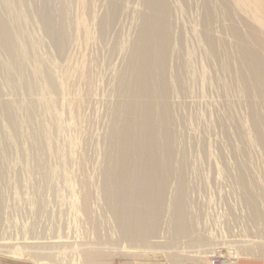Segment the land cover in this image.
<instances>
[{"label": "rangeland", "instance_id": "obj_1", "mask_svg": "<svg viewBox=\"0 0 264 264\" xmlns=\"http://www.w3.org/2000/svg\"><path fill=\"white\" fill-rule=\"evenodd\" d=\"M14 1H16V0H14ZM24 1H26V0H24ZM27 1H30L31 2V5H29L28 3H27ZM26 1V3H25V5L28 7H26V10L25 9H21V8H24V3L21 5V7H20V9H21V11L24 13V12H29V10H30V12L31 13H33L34 14V11H36L35 12V14H37V16H38V13H37V8H36V5H35V1L34 0H27ZM98 1V2H97ZM105 1L106 0H100V2H99V0H95L94 1V3L96 4H94L93 5V10L95 9L96 11L94 12V14L96 15V16H98V15H100L102 12H103V4L105 3ZM175 1V2H174ZM201 3H200V2ZM213 2L212 0H209L208 2ZM16 2H18V0L16 1ZM21 2H23V1H21ZM98 4H97V3ZM131 2V3H130ZM134 2V3H133ZM170 8H171V14H172V19L170 20V22H171V25H172V30H175L174 32L172 31V33H175L174 35H173V40L172 41H176V43H174L173 42V47H176V48H173L174 49V51H172V53L174 52V54H172V55H174V56H172V57H169V58H172V59H168V64H169V67L171 68V69H169V70H173L175 67H176V71H177V73L179 72V68H181V66L182 65H184V67L185 68H187V69H185V68H183V66H182V70L180 69V73H178V77L180 76V74H181V72H182V74H181V77L184 75V77H185V81H186V83H185V85L183 84L185 81L183 80L184 79V77H179V79L181 78L182 79V81H180L179 80V82L177 83V84H181L182 83V85H181V88H182V86H183V90L180 88V86L177 88L176 87V83H173L174 85L172 86V92L170 93V94H172V96L171 95H169V97L171 96V98H169V100H170V102H169V104L170 103H172L173 104V106H170L171 107V111H172V116L171 117H173V119H175V120H172V122H171V124L174 122V125H173V127H172V125H171V127L172 128H174L175 129V131H174V129H172L173 131V133H172V135L175 137L177 134H179L177 137H173L174 138V143L177 141V145L178 146H175V149L174 150H176V152L178 153V152H183L184 151V153L186 154V155H184V158H185V162H175V169L173 168V166H174V162H172V164L171 165H173L172 166V168L174 169V174L175 173H178L179 172V169L180 170H182L183 168L184 169H187V170H185V173H188V175H191V176H189L188 177V175L187 174H184V178H185V180L184 181H188L187 182V184H186V182H185V184H186V186H187V188H186V195L188 194L189 195V197H187V205L189 206V204H192V205H190V207H188V211H191V212H188V213H190L189 214V216H193L191 219L194 221V219H195V217H196V214H197V216H199V217H197V221H196V219H195V222H193L192 221V223L194 224L193 226H195V227H192L191 228V234L188 236V237H183V238H180V239H178L177 241H175V243L174 242H172V241H170L169 239V237H170V235H169V231H170V228H169V231L167 230L168 228H167V225H168V227L170 226L171 227V224L169 225V222H168V220L169 221H171V212H170V208L168 209V205L171 207L172 206V197H173V195H174V191H176L177 190V188L176 187H178L177 185H178V180L176 179V177L174 178L173 176L170 178V180H169V187H167V189H168V194L169 195H166L165 197L166 198H168V200H170V202L169 201H165V205H167L166 206V208H167V210H165V211H167L166 212V214L164 213V217L162 216V218H160V221H161V219H162V221L160 222V223H162V224H160L159 225V227L160 228H158V235H157V239H156V237L155 238H153V239H151V241H152V243H147V244H149L150 245V249H147V248H149V245H147V248H146V251H144L143 250V248H139L138 249V252H135V253H133V255L131 254V253H120V254H118L119 252L118 251H116L115 249H116V247L118 246V244L120 243V242H118V238H119V234L117 233L118 231H117V228H116V226H115V222H114V220H113V216H111L109 213H108V211H109V208L107 209L105 206H106V202L104 203L103 202V199L105 198V197H103L104 195H102V192L100 191V189H102L101 188V182L100 181H102V173H101V171H102V167H103V158H102V155H104V154H102L103 153V151H104V144H102V143H100L101 141L103 142V140L105 139V137H106V130L108 129L107 127L109 126L108 125V121H110L108 118L110 117V115H109V113H110V111L112 110L111 108L114 106V104L116 103L115 102V100H116V96H112L113 94H114V92H113V90H112V87L113 88H115V85L114 84H116L115 82V77H118V74L120 73V70L122 69V67H123V64H122V67H121V65H120V68H119V64H121V63H124V61H121V59H125L124 58V56L126 57V55L125 54H123L125 51H127L126 50V48L128 47L127 46V43L126 42H128V40H130L129 38H131L133 35H131V34H134V30H135V27L134 28H130V27H133L134 25L136 26V22L134 21V20H137V19H135V18H137V14L139 13V11H142L143 10V7H142V5H141V0H126V3L128 4H126V8L128 9H125L126 11H124L123 13V15H122V13L120 14H118L117 15V21H116V23L113 25V28L111 29V31H109L110 33L111 32H113L112 34H110V33H108V36H109V39H107L108 38V36H107V38H106V41L105 42H103V43H101V42H98V44H97V46L99 45V46H101V47H95V45H96V43H97V41H96V39L93 41V39L95 38V37H97V28H95V27H97L96 26V24L94 23V21H92L91 22V26L90 25H88V28L90 27V30L89 31H91V35L92 36H95V37H93L92 38V36H91V38H89L90 40H87V43H92V44H90V45H88L87 46V43H86V41H83V40H85L84 38L82 39V41L81 42H84V44L86 43V45H84V46H86L87 48H85V53H93L94 51L93 50H99V49H101V50H99L100 52H96V54H98V57H97V59H99L100 60V58H101V60L100 61H102V62H100V61H97V63H96V66L100 69V68H102V66H103V68L102 69H100L99 71L97 70V68H96V77H97V79H96V83H98V84H96L95 85V88L94 89H96L97 91H98V93L96 94L94 91H92V95H94V93H95V95L94 96H91V94L89 93V95L91 96V97H94V98H91V99H93L92 100V102H90V103H88V101L90 100V98H88L87 96H86V94H87V92H84V88H80L81 86L82 87H84L83 86V84H81L80 85V82L82 81L83 82V77H81L82 75L81 74H84L83 73V69L85 68V71L87 72V66H86V61H84V59H83V61H84V63L81 61V59H79L78 60V63L80 62L81 64L83 63V66L82 67H84L83 69L81 68V64L79 65L78 63H77V65L80 67V71H82V72H80V77L82 78V79H80V77H78L77 75H73V73H71V74H69L70 72L68 71V69L65 67L67 64H66V59H68L67 57H70V54L69 53H73V50H72V48H68L69 49V51L70 52H66V54H69V56H66V55H64L65 56V60H62L61 58H60V56H59V54H58V51L56 50V48L53 46V45H48L49 43H51V41H49L50 39H47V38H49L48 36H47V34L44 32V30H41V29H43V28H41L42 26H41V23L39 22L40 20H38L37 19V16L35 15V16H33V14H31L30 12L28 13L29 15L27 16L26 15V17L28 18V20L24 17V19H23V21H25V22H23L24 24H21L22 25V27L24 28V30L23 31H21L22 29H20L21 27H19V29L18 30H20L21 32H23L22 33V39H24L25 41H28L31 45H32V47H34L35 49V52H30V53H28V52H26L24 49H21V47H20V54H23V56H26V57H30V58H34V56H35V53H37L36 55L38 56V58L40 59H42L43 61H44V63H45V66L46 65H50L49 63H51L52 65H54V66H52L53 68H54V70L52 69V67L50 66V68L48 67V66H46V67H48L49 68V70L50 69H52L53 71H51V73H55L54 74V76H56L58 79L57 80H55L56 82H58L59 80H60V86L61 87H63V89L65 90L66 88H67V84H69V82L71 81H69L67 78H68V74H69V77H70V75H72L71 76V78L73 77V79H75L72 83H71V85H70V87H74V85H76V88L78 89H76L75 87V89H73L72 91H75V90H77V92L74 94L73 93V95H74V102L72 101V100H70L69 98L71 97L72 98V94L71 93H69V92H72L71 91V89L69 88V85H68V88H67V92H68V94H67V92L66 91H64L62 88V91H63V93L65 92V94H64V98L63 97H61V96H63V95H61L60 94V92H58L60 95H59V97H61V98H58V100L59 101H57V98H55V97H53V102H55V103H58V105H57V108H56V104L55 103H53V105H52V107L49 109V108H46L45 106H43L42 105V102H39L38 103V100L40 101V98H39V96L41 97V92L38 90V91H36L37 93H35V91H33L34 92V94H33V92H31L30 94L27 92V94H29L30 96H27L25 93L26 92H22V91H19V92H17V94L16 93H14L13 92V94H12V91L10 92V90L8 91V89L7 88H5V83H4V80L3 81H1L2 79H4L3 77H0V83H4L3 84V86H4V89H5V91L3 92V90L1 91V89H2V87L0 88V91H1V94H0V101H1V99H3V101H7V100H9V102L12 104H14V105H16V106H13V104H12V106L13 107H15V108H12V109H14V112H13V110H12V114H13V116H19V117H17L18 118V121H19V118H20V122L21 123H18L17 122V119H16V117L14 118L15 119V121L19 124L18 126H17V123H16V126H17V128L21 125V124H23L21 127H19L18 129H17V137H14L13 135H12V133L10 132V129H8V126H7V124H6V122L4 121V117L3 116H1V115H3V113L0 111V130H1V128H2V131H0V144H1V147H0V153H1V150L2 151H4L3 153L6 155V152H7V155L5 156L3 153H2V157H1V154H0V170L2 171V170H5L6 172H4V171H0V258H3V259H12V258H10V256H11V254L13 253V255L15 254V256H18V257H20L22 254V252H23V255L24 254H26V255H24V256H29V255H27L28 253H29V251L28 250H30V249H27V247H29V248H33V247H35L34 248V250H36V249H38L40 246L39 245H42V247L44 246V249H45V246H46V244H44V243H47L48 241H46L45 239H43V242L44 243H41L42 242V240L40 241V239L41 238H43L44 236L45 237H47V239L50 241V239L49 238H52V237H55V238H57L58 239V237H60L59 238V240L57 241L56 239L55 240H53V239H51V240H53L52 242H55V241H57V242H55V244H53L52 245V248H58V246L57 247H55V245H58V243H61V245H59L60 247L58 248V249H63V250H61V254H63L62 255V257H56V258H59V260L58 259H56L55 257L54 258H52L53 259V261H54V259H55V261L56 262H58V261H62V263L63 264H66V262H65V260H66V257H67V254H69V253H71V252H76V253H78V250L80 249V247H79V249H76V247H78L77 246V244H79L80 245V243H82V240H83V243L85 244V243H87L86 241H89V242H92V243H94V240L92 239L93 237V235H94V232H90V229H88L90 226H91V222H92V220H94V222L96 221L97 223L98 222H100V223H98V226H97V233L101 230V234L99 233V236H101L100 237V240L101 241H98V242H95V245L93 244V246L92 247H90L88 250H86L85 252L87 253V251H88V253L89 254H93V255H95L96 253H94V252H100V253H98V254H96L94 257H98L99 259L98 260H96L95 261V263L97 262V264H118V263H122V262H125V263H132V264H171L172 262V264H206L205 263V261H208L209 260V257L208 256H211L210 254H208V260H207V257H205L204 259H201V257H198V256H200V255H198L199 253H197V255H196V257H194L195 255L194 254H196L195 252H192L193 250L194 251H197V250H200V249H213V248H220V247H222V246H225V247H223L222 249L220 248V249H217V250H219L221 253H223V254H226V252L228 253V251H226V246H228L229 247V243H231V241H233L232 243H231V247H233L232 246V244H234V245H237V246H235L236 248L238 247V249H240L239 247H241L240 246V244L242 245V247L244 246V244H245V246L242 248L241 247V249H243V251L244 250H248L249 252H251V255L249 254V256L247 255V257L244 255V257H246V258H244L243 256L241 257H237L236 258V256H234V257H232L231 255L229 256L228 255V257L229 258H231V259H235V260H232L231 261V263L230 264H246V263H255V264H264V258L262 257H260V255H261V247L259 246V242H260V240L261 241H263L262 242V245L264 244V238L263 239H261L262 237H264V214H261L262 216H263V221L261 220L260 222H258L257 224H255L254 222L253 223H251L252 221H250L251 219H249L250 217H248V215L247 214H249L250 213V211H248L247 212V210L248 209H246V205L244 206V197H243V195H244V189L245 188H247L248 187V190H251V192H252V194L254 195V192H255V190H259V191H256L257 193H262L263 195H257L256 196V192H255V196L257 197V199H258V205H261V206H263V207H261V209H260V206H259V211H263L264 212V182H263V180H264V163H263V165L261 164V165H258V164H260V162L262 163V161H264L263 160V158H262V156H261V152H259L260 150V148H259V146L257 147V145L255 146L254 145V143H251L252 144V146H248V149H247V153H251L250 155H249V157H250V159H252V160H250V159H248V158H246L247 159V161H245L246 159L244 158L245 156L244 155H241L240 156V160L239 161H241V162H239L238 163V159H239V155L240 154H242V150L240 149V144H239V149H238V152H237V149L235 148V147H237V144L239 143V141L236 139V136H234L235 135V132H234V130H232L233 128H232V126L230 125L231 124V121L229 120L230 118H232V117H228V115L227 114H234L233 112H234V110H236L235 111V113H236V119H238V118H240L241 116V118L239 119V120H242L243 118H246L244 115L246 114V111L248 110V108H247V110L245 109L246 108V99H244L245 97H244V95H242V98L244 99V100H242V98H241V95H240V93L242 92V91H239V89L241 90V88H240V84L237 82L238 80L236 79V77H235V75H234V71H235V69L234 68H237V65L234 67L233 65H232V67H231V69H229V70H232L233 71V69H234V71H233V73H231L232 71H228V69L227 70H225V67L224 68H222L221 69V67L223 66V61L225 62V60L224 59H226L227 58V56H229L228 55V53L230 54V56H233V54H232V51H233V53H234V48L232 49V51L230 50L231 49V47H233V40H231V38L230 37H228L229 36V34H228V31H227V27L225 26V25H227L228 26V22H224V21H221L222 20V18H223V16L221 15L220 16V19H218L219 18V12L221 11L220 9H221V7H220V3H219V1H217L216 0V2L214 1V3L212 4V3H210L211 5H215V8H212V9H215L216 11H214V14H215V12L217 13V10L219 11L218 13H217V16H215V19H216V22L214 23L215 25V27L213 26V30H215L214 32V35H215V37L218 39V42H216L217 43V45H218V43H219V45H218V47L220 48L221 46L223 47V44H225L226 45V47H228L227 46V44L226 43H228V45L230 44V43H232V44H230V46L231 47H228V48H230L229 50H230V52H229V50H227L228 48H225V51H227L226 52V54H222L221 56V59L224 57V59H222L223 61H221V63H222V65H221V63H219L220 61L219 60H214L212 57L210 58L209 56H208V50H207V54H205L206 52V50H205V48H207L206 47V45L203 43V42H201L202 41V39H201V36H200V20H201V6H200V4H202V1L201 0H170ZM181 2L183 3L182 5H181ZM219 4H218V3ZM174 5H173V4ZM200 3V4H199ZM100 4V5H99ZM139 4V5H138ZM177 4V5H176ZM185 4V5H184ZM131 5H133V6H131ZM23 6V7H22ZM29 6H30V8H32L33 7V9L34 8H36V9H34V11H33V9H29ZM96 6V7H95ZM128 6V7H127ZM173 6V7H172ZM195 6V7H194ZM212 6V7H213ZM217 6L218 7H220V9L218 8L217 9ZM102 7V8H101ZM177 7V8H176ZM182 7V8H181ZM184 7V8H183ZM188 7V8H187ZM98 10H97V9ZM100 8H101V10H100ZM131 8V9H130ZM135 8V9H134ZM140 8V10H138ZM187 8V9H186ZM19 9V10H20ZM29 9V10H28ZM196 9V10H195ZM25 10V11H24ZM173 10V11H172ZM182 10V11H181ZM33 11V12H32ZM100 11H101V13H100ZM129 11L132 13H129ZM193 11V12H192ZM200 11V12H199ZM176 12H177V14H176ZM15 13H17V11H15ZM14 13V14H15ZM26 13V14H27ZM96 13H98V15L96 14ZM100 13V14H99ZM181 13V14H180ZM31 14V15H30ZM136 14V15H135ZM179 14V15H178ZM129 15V16H128ZM216 15V14H215ZM32 17V21L31 20H29L31 17ZM123 16V17H122ZM127 16V17H126ZM134 16V17H133ZM36 17V19L37 20H35L34 18ZM170 17V18H171ZM178 17V18H177ZM197 17V18H196ZM126 18V19H125ZM177 18V19H176ZM118 19H120V20H118ZM122 19V20H121ZM124 19V20H123ZM129 19V20H128ZM198 19V20H197ZM131 20V21H130ZM174 20V21H173ZM194 20V21H193ZM223 20H224V18H223ZM22 21V20H21ZM29 21V22H28ZM36 21V22H35ZM38 21V22H37ZM125 21V22H124ZM134 21V22H133ZM198 21V22H197ZM124 22V23H123ZM175 22V23H174ZM36 23V24H35ZM38 23V24H37ZM40 23V24H39ZM93 23V24H92ZM120 23V24H119ZM194 23V24H193ZM197 25H196V24ZM218 23H224L223 25L222 24H218ZM225 23H227V24H225ZM29 24H31V25H29ZM35 24V25H34ZM90 24V23H89ZM95 24V25H94ZM127 24V25H126ZM131 24V25H130ZM191 24V25H190ZM24 25V26H23ZM27 25V26H26ZM33 25V26H32ZM37 25V26H36ZM116 25V26H115ZM118 25V26H117ZM220 25H222V28H220V29H218L219 27H220ZM34 26H35V28H34ZM121 26V27H120ZM218 28H217V27ZM91 27H92V29H91ZM94 27V28H93ZM116 27H117V30H116ZM128 27V28H127ZM200 27V28H199ZM29 28V29H28ZM118 28H119V30H118ZM223 28H225L226 29V31H224V29ZM26 29V30H25ZM35 29V30H34ZM39 29L41 30V31H39ZM114 29V30H113ZM188 29V30H187ZM115 30H116V32H115ZM123 30V31H122ZM191 30V31H190ZM43 31V32H42ZM126 31H127V33H126ZM132 31H133V33H132ZM189 31V32H188ZM193 31V32H192ZM219 33H218V32ZM40 32H42V33H40ZM96 32V34L95 35H93L94 33ZM131 32V33H130ZM180 32V33H179ZM191 32V33H190ZM194 32L196 33V34H194ZM221 32V33H220ZM226 32V33H225ZM35 33H36V35H35ZM119 34V35H118ZM199 34V35H198ZM222 34L223 36H225L224 38H223V36L220 35ZM226 34V35H225ZM40 35V36H39ZM130 35H131V37H130ZM179 35V36H178ZM193 35V36H192ZM196 35V36H195ZM218 35V36H217ZM112 36V39L110 38ZM114 36V37H113ZM116 36V37H115ZM121 38H119V37ZM128 36V37H127ZM181 36V37H180ZM192 36V37H191ZM199 36V37H198ZM44 37V38H43ZM89 37V36H88ZM118 37V39H114V38H117ZM127 37V38H126ZM176 37V38H175ZM179 39H178V38ZM227 37V38H226ZM184 38V39H183ZM215 38V39H216ZM221 38H222V40H221ZM226 38V39H225ZM229 38V39H228ZM43 39V40H42ZM184 40V42H183V40ZM201 39V40H200ZM216 39V40H217ZM229 40V42H228V40ZM112 42H111V41ZM114 40H116V41H114ZM120 40H121V42H120ZM124 40V41H123ZM182 40V41H181ZM44 41H46V42H44ZM49 41V42H48ZM89 41V42H88ZM93 41V42H92ZM116 42L115 44V46L113 45V43L114 42ZM117 41H118V44H119V46H117ZM183 42V46L181 45L180 46V43L179 42ZM188 41V42H187ZM197 41V42H196ZM220 41V42H219ZM226 41V42H225ZM231 41V42H230ZM80 42V44L82 45V43ZM109 44V46H108V44ZM125 42V43H124ZM130 42V41H129ZM129 42H128V44H129ZM95 43V45H93ZM123 43V44H122ZM201 43H202V45H201ZM223 43V44H222ZM45 44L47 45V46H45ZM101 44V45H100ZM122 44V45H121ZM174 44H175V46H174ZM178 44H179V48H178ZM198 44V45H197ZM221 44V45H220ZM96 48H94L93 46ZM103 45V46H102ZM113 45V46H112ZM123 45L126 47H123ZM177 45V46H176ZM92 48H91V47ZM119 48V49H116L117 47ZM121 46V47H120ZM46 47V48H45ZM47 47H48V49H47ZM51 47V48H50ZM79 47H83V46H78V51H79ZM105 47V48H104ZM112 47H114L115 49H116V52H115V49L113 48L112 50H114V53L112 52V50H110ZM183 47H185V48H183ZM199 47V48H198ZM205 47V48H204ZM51 50H50V49ZM84 48V47H83ZM83 48H80V49H83ZM91 49V51L89 50L88 52H87V49ZM125 49V51L123 50V49ZM204 48V49H203ZM218 48V49H219ZM68 49H67V51H68ZM103 49V50H102ZM106 49V50H105ZM109 49V50H108ZM122 49V50H121ZM179 49H182V50H180L179 51ZM183 49H185L184 51H183ZM198 51H197V50ZM201 49V50H200ZM54 52H53V51ZM84 50V49H83ZM119 50V51H118ZM120 50H121V53L124 55H120L119 54V52H120ZM175 50H176V53L177 54H175ZM177 50H178V52H177ZM196 50V51H195ZM204 50V51H203ZM43 51V52H42ZM103 51V52H102ZM105 51V52H104ZM117 51H118V53H117ZM184 53H182V52ZM202 51H203V53H202ZM225 51H224V49H223V53H225ZM46 52V53H45ZM79 52H80V54H79ZM78 52V54H79V56L81 55V56H83V58L86 56V57H88L87 56V54H84V51H82V50H80ZM83 52V53H82ZM109 52H111V54L109 53ZM205 52V53H204ZM38 53H40V54H38ZM50 53V54H49ZM55 53V54H54ZM84 54V55H82V54ZM90 53V54H91ZM103 53V54H102ZM113 53V54H112ZM49 54V55H48ZM54 56H53V55ZM89 54V55H90ZM0 55H1V53H0ZM49 56V58H50V62L48 61L49 59H48V56ZM51 55V56H50ZM99 55H101V56H99ZM108 55H110V56H108ZM113 55H117L116 57L115 56H113ZM201 55V56H200ZM205 55V56H204ZM207 55V56H206ZM40 56V57H39ZM179 56V60H177V57ZM181 56H182V58H181ZM229 56V57H230ZM2 57V55L0 56V58ZM55 57V58H54ZM85 57V58H86ZM100 57V58H99ZM109 57H110V61H107L108 59H109ZM118 57V58H117ZM201 57H203V59H204V61H203V59L201 58ZM210 59H209V58ZM226 57V58H225ZM229 57L227 58V59H229ZM53 58V59H52ZM64 58V57H63ZM81 58V57H80ZM102 58H103V60H102ZM105 58H106V61H104L105 60ZM184 58V59H183ZM40 59V60H41ZM48 59V60H47ZM51 59H52V61H51ZM118 59V60H117ZM208 59V60H207ZM226 59V60H227ZM1 60V62L3 63H5V61H4V59H0ZM61 60H62V62H61ZM183 62H182V61ZM186 60V61H185ZM199 60V61H198ZM213 60V61H212ZM58 61H60L61 62V64H59V63H57ZM63 61H64V63L65 64H63ZM179 61V62H178ZM204 63H203V62ZM216 61H217V63H219V65L216 63ZM219 61V62H218ZM68 62V61H67ZM99 62V63H98ZM105 62V63H104ZM107 62V63H106ZM174 62V63H173ZM178 62V63H177ZM181 62V63H180ZM208 62V63H207ZM213 62V63H212ZM106 65H104V64ZM109 63V65L110 64H112L111 66H109L108 67V64ZM171 63V64H170ZM184 63H186L187 64V67L185 66V64ZM210 63H211V65H214V66H216V67H214L213 68V70H212V66L210 65ZM58 65V67H57V65ZM103 64V65H102ZM176 64V65H175ZM177 64H181V66L180 65H177ZM225 65L224 66H228V64L229 63H224ZM233 64V63H232ZM60 65V66H59ZM86 67H85V66ZM101 65V66H100ZM175 65V66H174ZM190 65V66H189ZM201 65V66H200ZM113 66V67H112ZM178 66V67H177ZM180 66V67H179ZM203 66V67H202ZM207 66V67H206ZM27 67H28V69H30V71L32 70V72L33 73H35V74H37L38 76H39V74L42 72V70H43V68H42V66L39 64V63H35V64H32L30 61L27 63ZM60 67V68H59ZM108 69H107V68ZM211 67V68H210ZM234 67V68H233ZM62 68V69H61ZM110 68V69H109ZM219 68V69H218ZM233 68V69H232ZM59 69H61V70H58ZM103 69H105L104 70V72H103ZM118 69H119V71H118ZM184 69H185V71L187 72H185L184 71ZM225 71H224V70ZM66 70V71H65ZM191 70V71H190ZM212 70V72H210ZM218 70V71H217ZM222 70V71H221ZM56 71V72H55ZM98 71V72H97ZM105 71H106V73H105ZM171 71H169L170 73H171ZM176 71H175V69H174V71H172L173 72V74L171 73V76L173 77H175V76H177V75H175V73H176ZM184 71V72H183ZM189 71V72H188ZM205 71V72H204ZM214 71H215V73H214ZM223 71H224V73L225 74H227V76H229L228 77V79L230 80V81H228L227 82V78L224 80V78L223 77H226V75H224L223 76ZM226 71H228L227 73H226ZM16 72V71H15ZM60 72V73H59ZM65 72L67 75V77L65 76V73H64V75H63V73ZM175 72V73H174ZM217 72H219V73H222V74H219V73H217ZM17 73V72H16ZM14 74V75H17L16 77H19V75L18 74ZM112 73V74H111ZM176 73V74H177ZM184 73V74H183ZM186 73V74H185ZM208 73V74H207ZM211 73L213 74L212 76H211ZM219 74V75H221V77L219 76V75H217V74ZM229 73H231V74H229ZM52 74V75H53ZM110 75V76H108V75ZM210 74V75H209ZM63 75V78L61 79L60 78V76H62ZM101 75V76H100ZM207 75V76H206ZM230 75H233L232 76V78L234 77L235 78V82L233 81L234 80V78H233V80H231L232 78L230 77ZM0 76H2L1 74H0ZM53 76V78H55L56 79V77H54ZM64 76H65V79H64ZM74 76H76V78L74 77ZM107 78V76L109 77V78H105V77ZM100 77V78H99ZM102 77H104V78H102ZM173 77V78H174ZM207 77L209 78V79H207ZM211 77V78H210ZM216 78V79H214V78ZM220 77V78H219ZM2 78V79H1ZM71 78H69V79H71ZM115 78V79H114ZM218 78L220 79V80H218ZM221 78H222V80H221ZM64 79V81H63V85H62V80ZM67 79V80H66ZM100 79V80H99ZM102 79V80H101ZM108 79H110V80H108ZM214 79V80H213ZM66 80V81H65ZM98 80V81H97ZM105 80V81H104ZM111 80H113L112 82H111ZM78 81V82H77ZM184 81V82H183ZM207 81V82H206ZM212 81V82H211ZM215 81V82H214ZM220 81V82H219ZM224 81V82H223ZM66 82V83H65ZM68 82V83H67ZM76 82V83H75ZM81 82V83H82ZM228 84H227V83ZM229 82H232V83H229ZM238 83V84H235V83ZM59 83V82H58ZM66 84V88H64V86H65V84ZM104 83H105V85H104ZM110 83V84H109ZM213 83V84H212ZM226 83V84H225ZM209 86H208V85ZM218 85L219 86V84H220V86L219 87H215L216 85ZM223 84H224V86H223ZM232 84H235L234 85V87H231V86H233ZM73 85V86H72ZM98 85V86H97ZM214 85V86H213ZM227 85H231L230 87L229 86H227ZM238 85V86H237ZM178 86V85H177ZM186 86V88L188 87V90L186 89V88H184ZM211 86V87H210ZM101 88V89H99V88ZM106 87V88H105ZM176 87V88H175ZM215 87V88H214ZM222 87V88H221ZM238 89V87H239V89L238 90H236V88ZM98 88V89H97ZM173 88H175V89H173ZM181 89L182 91L181 92H179L178 91V89ZM217 88V89H216ZM219 88V89H218ZM229 88V89H228ZM231 88H233V90L231 89ZM6 89H7V91L8 92H6ZM60 89V88H59ZM69 89V90H68ZM82 89V90H81ZM106 89V90H105ZM177 89V90H176ZM221 89V90H220ZM225 90V91H222V90ZM227 89V90H226ZM231 89V90H230ZM235 89V90H234ZM104 90V91H103ZM110 90H112V91H110ZM176 90V91H175ZM185 90H187V91H185ZM59 91H61V90H59ZM61 91V92H62ZM80 91H81V93H80ZM84 93H83V92ZM108 92V94H107V92ZM184 91L186 92L185 94H184ZM238 91V92H237ZM10 92V93H9ZM20 92H22L21 94H20V96H19V93ZM111 92H113V93H111ZM177 92H179L178 94H177ZM232 92V93H231ZM240 92V93H239ZM24 93V94H23ZM83 93V94H82ZM86 93V94H85ZM174 93V94H173ZM4 95V96H1V95ZM10 94H11V96H10ZM17 95V97H16V95ZM70 94V95H69ZM76 94H78L77 96H76ZM85 94V95H84ZM99 94H102L103 96H99ZM187 94V95H186ZM220 94V95H219ZM225 94V95H224ZM232 94V95H231ZM235 94H237V96L235 95ZM242 94V93H241ZM12 95H15V97L14 96H12ZM68 95V96H67ZM84 95V96H83ZM115 95V94H114ZM174 95V96H173ZM219 95V96H218ZM229 95V96H228ZM9 96V97H8ZM19 96V97H18ZM29 97L30 99H31V101L32 100H36L37 101V103L38 104H36V102H34V104H31V101H30V99H28L27 97ZM76 96V97H75ZM108 96V97H107ZM221 96H224L223 98L221 97ZM231 96V101H230V97ZM2 97V98H1ZM58 97V96H57ZM68 98L69 100H67L66 98ZM77 97H80V98H84V97H86L85 99H82V100H79L80 102H81V104H84L85 105V107L87 106H92V107H90V108H92V110L91 109H88V108H86L87 109V114H86V116H87V124H86V126H84V129H83V132L81 131V127L79 126L78 127V125H79V123H80V121H78L77 120V117L74 115V113L75 112H73L74 110H73V105H71V104H69L70 102L71 103H78L79 101H78V99H76ZM115 97V98H114ZM228 99H227V98ZM236 97V98H235ZM17 98V99H16ZM55 98V99H54ZM79 98V99H80ZM97 98V99H96ZM103 98V99H102ZM107 98H111V100L110 99H107ZM112 98H114V99H112ZM175 98V99H174ZM234 98V99H233ZM25 99H26V101L28 100V102H26L25 101ZM38 99V100H37ZM62 99H65L64 101H63V103H62ZM75 99H76V101H78V102H75ZM97 101H96V100ZM235 99H236V101H235ZM67 100V101H66ZM87 100V101H86ZM114 100V101H113ZM175 100V101H174ZM227 100V101H226ZM228 100H229V102H228ZM234 100V101H233ZM238 100V101H237ZM240 100H242V102L240 101ZM24 101V102H23ZM70 101V102H69ZM95 101V102H94ZM115 102V103H113V102ZM178 101V102H177ZM244 101H245V103H244ZM19 102H23V103H25L26 105H27V103H28V105H30L31 106V110H30V112H29V110L27 111L26 110V108L28 109L29 107L28 106H25L24 104L22 105H19L20 103ZM61 102V103H60ZM65 102V103H64ZM68 102V104H69V108L72 110V113L70 112L71 110H69V112L67 111V113H66V108L67 109H69L68 107H66V103ZM105 102V103H104ZM223 102H228L229 104H223ZM234 103V105H232L233 103ZM93 103V104H92ZM106 103H108V105L106 104ZM109 103H111L113 106H110L111 104H109ZM232 103V104H231ZM240 103H241V105H240ZM242 103H244L245 104V108H244V104H242ZM1 104V103H0ZM68 104H67V106H68ZM92 104V105H91ZM171 104V105H172ZM179 104V105H178ZM238 104V105H237ZM32 105L33 106H35L36 108H37V106L38 105H41L42 107H38V109L37 110H35V112L32 110V108H34V107H32ZM98 105V106H97ZM100 105V106H99ZM178 105V107H176ZM221 105V106H220ZM222 105H223V107H222ZM224 105L225 106H227V110L229 111V110H231V109H233V111H232V113L230 112H228L227 110H226V108H224ZM232 106V108H231V106ZM21 106V107H20ZM26 108H25V107ZM58 106H59V108H58ZM66 108H65V107ZM109 106L111 107L110 109H109ZM236 106H237V109H236ZM16 107H17V109H16ZM22 107H24V108H22ZM43 107H45L46 109H44ZM62 107V108H61ZM101 107V108H100ZM103 107V108H102ZM174 107V108H173ZM228 107H230L231 109H229ZM240 107V108H239ZM35 108V109H36ZM64 108V109H63ZM106 108V109H105ZM173 108V109H172ZM177 110H176V109ZM223 108V109H222ZM239 108V109H238ZM244 108V109H243ZM42 109H43V111H42ZM51 109H53V111H56L55 113H52L51 112ZM58 109V110H57ZM62 111H61V110ZM107 109H109L108 110V114H107ZM175 109V110H174ZM225 109V110H224ZM245 110V112L244 111H242V110ZM17 110V111H16ZM24 110H25V112H24ZM38 110H40V112L38 111ZM91 110V111H90ZM179 110V111H178ZM224 111V113H223V111ZM237 110H238V113H237ZM240 110V111H239ZM28 112V114H27V112ZM39 112L40 114H37L36 112ZM64 111V112H63ZM176 111V112H175ZM242 111V112H241ZM18 112V113H17ZM32 112V113H31ZM90 112H92V113H90ZM105 112H106V115H105ZM222 112V113H221ZM226 112H228L227 114H226ZM16 113H17V115H16ZM24 113H26L27 115H24ZM36 114L38 117H41V119H39L38 117H36V115L33 117V115L32 114ZM64 113V114H63ZM68 113H70V114H72L73 116H75V118L74 117H71L72 115H70V114H68ZM95 113V114H94ZM180 113V114H179ZM240 113L242 114L241 116H240ZM247 113H248V111H247ZM15 114V115H14ZM66 114H68V115H70L69 117H68V115H66ZM104 114V115H103ZM221 114H223V117L221 116ZM40 115H42V116H40ZM94 115V116H93ZM177 115L178 116H180V117H178V118H176L177 117ZM227 115V116H226ZM239 115V116H238ZM91 116V117H90ZM96 116H98V117H96ZM174 116H176V117H174ZM230 116V115H229ZM232 116V115H231ZM234 116H235V114H234ZM246 116H247V114H246ZM25 117V118H24ZM33 117V118H32ZM38 119H36V118ZM101 117H103V118H101ZM104 117H106V118H104ZM108 117V118H107ZM183 117V118H182ZM21 118H23V122L24 123H26V125L25 126H27V125H30V124H27V123H31V126H27V128L24 126V123L22 122V119ZM72 118H73V120H72ZM180 118H182V120L180 119ZM222 118H228V119H226V121H225V119H224V121L225 122H227V124L228 123H230L229 124V126L223 121V119ZM24 119H25V121H27V122H25L24 121ZM27 119V120H26ZM35 119L37 120V122L39 123H37L36 122V125L37 126H35ZM71 119V120H70ZM108 120L107 121V124H105L106 123V121L105 120ZM177 119V120H176ZM179 119V120H178ZM70 122H68V121ZM76 120L78 121V122H76ZM100 120H102V121H100ZM243 120H246V119H243ZM30 121V122H29ZM34 121V122H33ZM90 121H92V122H90ZM105 123H104V122ZM41 122V123H40ZM72 122V123H71ZM73 122H74V125H73ZM75 122L78 124V125H76L75 124ZM102 122V123H101ZM177 122V123H176ZM183 122H184V124L185 125H183ZM244 122V124H246L247 123V121H246V123H245V121H243ZM104 123V124H103ZM34 124V125H33ZM90 124V125H89ZM110 124V123H109ZM175 124H177L176 126H175ZM38 125L39 126H44V128L45 129H43V127H42V129H40V131H39V127H38ZM69 125V126H68ZM91 125H92V127H91ZM179 125V126H178ZM246 125H247V127H246ZM246 125H244V129H245V131H249V130H251L250 129V126H248L249 124H246ZM32 126H33V128H36V129H33L32 128ZM35 126V127H34ZM71 126H72V128H71ZM73 126L75 127V128H73ZM76 126H77V129H76ZM88 126H90V129H89V127ZM106 126V127H105ZM178 126V127H177ZM183 127V129H185V130H183L182 131V127ZM227 126V127H226ZM33 130H37L38 129V131L37 132H39V133H41V134H43V133H45L44 132V130L46 131V136H45V138H43L42 137V135L41 136H39V135H37V134H39V133H37L36 131H32V129ZM38 127V128H37ZM40 127V128H41ZM68 127V128H67ZM180 127H181V129H180ZM230 127V128H229ZM248 127H249V130H248ZM22 128V129H21ZM23 128H25V129H27V130H25V129H23ZM79 128V129H78ZM87 128H88V131H87ZM92 128V129H91ZM105 128H107V129H105ZM224 128V129H223ZM29 129L31 130V132L29 131ZM74 129H76V132L74 131ZM178 129V130H177ZM227 129H229L228 131H227ZM5 130V131H4ZM7 130V131H6ZM18 130H22L23 131V133H22V131H18ZM41 130H43V131H41ZM77 130H79V131H81L79 134H78V131ZM85 130V131H84ZM26 133H25V132ZM29 131V132H28ZM69 131H71V132H69ZM90 131H91V133H90ZM108 131V130H107ZM225 133H224V132ZM230 131V132H229ZM232 131V132H231ZM2 132H4V135H2L3 133ZM178 132V133H177ZM181 132V133H180ZM183 132V133H182ZM21 135H20V134ZM30 133V134H29ZM31 133H34V135L33 134H31ZM36 133V134H35ZM76 133V134H75ZM85 134L84 136L83 135H81V134ZM86 133H88V134H86ZM176 133V134H175ZM234 133V134H233ZM6 134V135H5ZM22 134L24 135L25 134V136H22ZM26 134L27 135H30V136H26ZM71 134V135H70ZM105 134V135H104ZM181 134H183V135H181ZM185 134V135H184ZM225 134H227L226 135V137L224 136ZM228 134H230V135H228ZM231 134H233V137L235 138H233L232 137V139H233V141H232V139H231V137L230 136H232ZM9 137H8V136ZM31 135H33V137L35 136V135H37V137L35 136L34 137V141H33V137H31ZM76 135H77V139L79 138V140H80V137H79V135L82 137L83 136V138H81V140L79 141V143H75V140H77V139H75V137H76ZM92 135V136H91ZM181 135V136H180ZM40 138H42V139H47L46 137L48 136V140H42V139H40ZM44 136V135H43ZM105 136V137H104ZM22 137H24V138H26V140L24 139V138H22ZM87 138V139H89V140H87V139H85V138ZM90 137V138H89ZM181 137V138H180ZM39 138V139H38ZM72 138V140H70ZM102 138H104V139H102ZM180 138V139H179ZM185 138V139H184ZM225 138H226V140H225ZM9 139V140H8ZM29 139V140H28ZM32 139V140H31ZM74 139V140H73ZM7 140H8V142H7ZM12 140H14V143H13V141ZM24 140H25V143L27 144H25L26 145V147L25 148H28L29 150H32L34 147L36 148L37 146H35L34 144V147H32V143L34 142V143H37L36 142V140H38V143H37V145L39 146V147H42L40 144H42L43 142L45 143V146H44V149H46V148H51V149H47V151L45 150L43 153H44V155L48 158V156L50 157V155H51V158H48V159H50V162H48V159H47V162H42L43 164V166H41V164H39L42 160L41 159H43L42 157H44V155L40 158V154H39V149H38V147L35 149L34 148V151H35V153H34V151H30L29 152V150H28V154L27 153H25V151H27L25 148H24V144H23V146H21V144H22V142H24ZM28 140V141H27ZM30 140H31V143H30ZM39 140H42L43 142L41 143V141H39ZM50 140V141H49ZM83 140H85V141H83ZM186 140V141H185ZM225 140V141H224ZM12 141V142H11ZM28 143H27V142ZM47 141H49V142H47ZM72 141H74V142H72ZM77 141V142H78ZM82 141L84 142V144L82 143ZM92 141V142H91ZM227 141V142H226ZM228 141H230V142H228ZM232 141V142H231ZM16 142H17V145H16ZM86 142V143H85ZM94 142V143H93ZM95 142H97L96 144H95ZM179 142V143H178ZM183 142V143H182ZM236 142H238V143H236ZM47 143H49L48 145H47ZM50 143H52L51 145H50ZM74 145L75 144V146H71L72 144ZM82 143V144H81ZM88 143V144H87ZM223 143H224V145H223ZM228 143V144H227ZM234 143H236V144H234ZM227 144V145H226ZM230 144H232V145H230ZM234 144V145H233ZM5 145V146H4ZM7 145H9L8 146V148L10 149V147H11V149H10V152H8L7 151V149H6V151L4 150L5 148H7ZM28 145H29V147H30V145H31V147L29 148L28 147ZM76 145H78V146H76ZM81 145H82V147H81ZM84 145V146H83ZM93 145V146H92ZM95 145V146H94ZM103 145V146H102ZM174 145L175 144H173V148H174ZM181 145V146H180ZM206 147H205V146ZM236 145V146H235ZM17 146V147H16ZM47 146V147H46ZM49 146V147H48ZM51 146V147H50ZM87 146V147H86ZM99 146V147H98ZM101 146V147H100ZM184 146V147H183ZM227 146V147H226ZM254 146V147H253ZM3 147V148H2ZM22 147H23V149H22ZM71 147V148H70ZM74 147H75V149H74ZM77 147V148H76ZM92 147H95V148H92ZM187 147V148H186ZM221 147L223 148L222 149V151L220 150L221 149ZM230 149H229V148ZM237 147V148H238ZM43 148V147H42ZM101 148H103L102 150H101ZM181 148H182V150L183 151H181ZM228 148V149H227ZM231 148H233V150L234 151H236V152H234V151H232V149ZM251 148V149H250ZM252 148H253V150H252ZM258 148V149H257ZM8 149V150H9ZM38 149V150H37ZM44 149H40V152H41V150H44ZM92 149V150H91ZM226 149L228 150V152L226 151ZM36 150H37V152H36ZM73 150V151H72ZM74 150L76 151L75 153H74ZM85 150V151H84ZM95 150V151H94ZM178 150V151H177ZM239 150H241V151H239ZM22 151V152H21ZM24 151V152H23ZM98 151V152H97ZM185 151H187V152H185ZM226 153H225V152ZM249 151V152H248ZM252 151H254V153H255V155L253 154V152ZM80 152V153H79ZM82 152H83V154H82ZM97 152V153H96ZM221 152H224V154L223 153H221ZM233 153V154H231V153ZM33 153V154H32ZM43 153H41V154H43ZM50 153V155H48ZM72 153V154H71ZM94 153V154H93ZM183 153V154H184ZM236 153H239V155H235ZM260 154V155H258V154ZM23 154V155H22ZM29 154H31V156L29 155ZM37 154H39V156L37 155ZM74 154V155H73ZM81 154V155H80ZM85 154V155H84ZM223 154V155H222ZM226 154H229L230 156H228V155H226ZM4 155V156H3ZM27 155V156H26ZM37 157H39V158H37ZM69 155V156H68ZM82 155H83V157H82ZM94 155V156H93ZM222 157H221V156ZM234 155V156H233ZM252 155V156H251ZM24 156H26V157H30V159H28V158H26V157H24ZM73 156V158L71 159L72 160V163H71V161H69L70 160V158ZM77 156V157H76ZM85 156V157H84ZM91 156V157H90ZM223 156H225V157H223ZM232 156V157H231ZM235 156H237V157H235ZM257 156V157H256ZM45 157V158H46ZM70 157V158H69ZM75 157H76V159H75ZM230 157V158H229ZM243 157V158H242ZM36 158V161L34 160ZM68 158H69V160H68ZM97 159V162H96V160H94V159ZM101 158V159H100ZM220 158H222L220 161H219V159ZM225 158V159H224ZM229 158V161L227 160ZM233 158V159H232ZM254 158H257V159H255V161L257 162V164H256V162L255 161H253V159ZM260 158V159H259ZM26 159H28L27 161H26ZM34 161H33V160ZM37 159L38 160H41L39 163L37 162ZM83 159V160H82ZM87 159V160H86ZM93 159V160H92ZM99 159V160H98ZM243 159V160H242ZM3 160V161H2ZM76 160V161H75ZM101 160V161H100ZM225 160V161H224ZM236 160V161H235ZM251 162H250V161ZM260 160V161H259ZM30 161V162H29ZM33 161V162H32ZM43 161H46V160H44L43 159ZM95 161V162H94ZM228 161V162H227ZM235 161V162H234ZM35 162H37V163H35ZM82 163V164H80V163ZM85 162V163H84ZM90 162V163H89ZM92 162H94V163H92ZM102 162V163H101ZM188 162H190L189 164H187ZM254 162V163H253ZM2 163V164H1ZM79 163V164H78ZM87 163V164H86ZM186 163V164H185ZM225 163V164H224ZM243 163V164H242ZM248 163V164H247ZM45 164V165H44ZM76 164H78V165H76ZM83 164H86V165H83ZM90 164V165H89ZM103 164V165H102ZM241 164H242V167H241ZM256 164V165H255ZM39 165V166H38ZM79 165H81V166H79ZM91 165H92V167H91ZM100 165V166H99ZM170 165V166H171ZM180 165V166H179ZM185 165V166H184ZM187 165H188V167H187ZM3 166V167H2ZM6 166V167H5ZM41 166V167H40ZM46 166H47V168H46ZM83 166V167H82ZM87 166V168H85V167ZM88 166H89V168H88ZM93 166H94V168H93ZM97 166V167H96ZM99 166V167H98ZM261 166L263 167L262 169H261ZM78 167H81L80 168V170H79V168ZM180 167V168H179ZM181 167H183L182 169H181ZM186 167V168H185ZM189 167H191V168H189ZM242 168L243 170H244V172H246V173H244V174H246V175H248L249 173H251L250 175H248V176H246V179L250 176V178H251V176L253 177V179H252V182H250L248 179H247V181H249V183L246 181V185H248V186H246L244 189H242V190H240L241 189V186H239V183L237 182L238 181V175L240 174L239 173V168ZM244 167H246V169H244ZM259 168V169H257V168ZM3 168V169H2ZM7 170H6V169ZM38 168H40L39 170H38ZM43 168H45V169H43ZM83 168V169H82ZM98 168V169H97ZM101 168V169H100ZM179 168V169H178ZM189 168V169H188ZM256 168V169H255ZM38 171H40V172H38ZM48 169H50L49 171H48ZM89 169V170H88ZM96 169V170H95ZM184 169L182 170L183 171V173H184ZM85 172H84V171ZM178 170V171H177ZM188 170H189V172H188ZM262 170V171H261ZM33 171H35V172H33ZM49 173V175H48V173ZM80 171V172H79ZM90 171V172H89ZM98 171H99V173H98ZM81 172H82V174H81ZM87 172V173H86ZM92 172V173H91ZM181 172V171H180ZM229 172V173H228ZM3 173H5V174H3ZM77 173H79V174H77ZM90 173V174H89ZM98 173V174H97ZM101 173V174H100ZM232 175H231V174ZM262 175V177H260L261 175ZM76 174V175H75ZM38 175V176H37ZM85 175V176H84ZM87 175V176H86ZM91 176V177H89V176ZM97 175H99V177H97ZM229 175V176H228ZM81 176V177H80ZM84 176V177H83ZM93 176V177H92ZM193 176V177H192ZM232 178H231V177ZM234 176V177H233ZM78 177V178H77ZM88 177V178H87ZM195 177V178H194ZM39 178V179H38ZM82 178H83V180L85 179V180H87V181H85V183H86V186H88V188L86 187V189H87V191L89 190H92V191H88L89 192V194L87 193H82V191H83V189H81V186H82V184H81V182H84L83 180H82ZM87 178V179H86ZM194 178V179H193ZM235 178V179H234ZM255 178V179H254ZM257 178H259L258 180L260 181H258V180H256ZM75 179H77V180H75ZM82 181H81V180ZM91 179H93V180H91ZM260 179H262V180H260ZM40 180V181H39ZM43 180V181H42ZM174 180V181H173ZM90 181V182H89ZM237 183H236V182ZM258 181V182H257ZM78 182H80V183H78ZM191 182V183H190ZM254 182H256V183H254ZM41 183H42V186H40L41 185ZM174 183V184H173ZM97 184H100L99 186L97 185ZM174 186H172V185ZM177 184V185H176ZM191 184V185H190ZM193 184H195V185H193ZM237 184V185H236ZM249 184H251V185H249ZM45 185H46V187H45ZM259 185H262V186H259ZM48 186V187H47ZM189 186H191V187H189ZM194 186V187H193ZM89 187H91V188H89ZM100 187V189H98ZM171 187H173V189L171 188ZM240 187V188H239ZM249 187H250V189H249ZM258 187H260V188H258ZM79 188V189H78ZM191 188V189H190ZM49 189V190H48ZM78 189V190H77ZM81 189V190H80ZM190 189V190H189ZM98 190V191H97ZM170 190H172V194H171V192H170ZM174 190V191H173ZM247 190V189H246ZM247 190V192L249 193V191ZM252 190H254V192L252 191ZM48 191V192H47ZM190 191V192H189ZM262 191V192H261ZM240 192H242V194L240 193ZM246 192V191H245ZM91 193L93 194V195H91ZM259 193V194H260ZM251 194V193H250ZM80 195V196H79ZM82 196V197H81ZM84 196L85 197H88L87 198V201H86V199H84ZM170 196V197H169ZM260 196H262V199H261V197ZM92 197V198H91ZM101 197H103V198H101ZM241 197H243L242 199H241ZM258 197H260V199L258 198ZM44 200H43V199ZM81 198V199H80ZM91 198V199H90ZM165 198V199H166ZM170 198V199H169ZM189 198H191V201L194 203H192L191 201H189L190 199ZM85 201V203L87 202L88 204H86V207H88L87 209H86V207H85V205L84 204H82L83 203V200ZM42 200V201H41ZM82 202H80V201ZM167 200V199H166ZM262 200H263V202H262ZM2 201H3V203H2ZM168 204H167V203ZM260 202H261V204H260ZM89 203H91V206H89L90 204ZM243 203V204H242ZM263 203V204H262ZM3 204V205H2ZM199 204V205H198ZM82 205H84V206H82ZM88 205V206H87ZM103 205V206H102ZM2 206H4V207H2ZM82 206V207H81ZM191 206H193L192 208H191ZM197 208H196V207ZM83 207H84V209H85V211L83 210ZM104 207V208H103ZM108 207V206H107ZM4 208V211L2 210ZM82 208V209H81ZM98 208V209H97ZM100 208V209H99ZM194 208V209H193ZM89 209V210H88ZM93 209V210H92ZM106 209V211H104ZM172 209V208H171ZM197 209H198V211H197ZM201 209V210H200ZM197 212H196V211ZM3 211V212H2ZM83 211L84 212H86V213H83ZM200 211V212H199ZM106 212V213H105ZM262 212V213H263ZM168 213H170V215L168 214ZM194 215H193V214ZM84 214V215H83ZM85 214H86V217H87V219H89V221L86 219V217H85ZM88 215V216H87ZM165 215H168V216H165ZM93 218H92V217ZM110 216V217H109ZM201 216V217H200ZM249 216H250V214H249ZM261 216V217H262ZM3 217V218H2ZM89 217V218H88ZM98 218V219H95V218ZM166 217V218H165ZM92 218V219H91ZM112 218V219H111ZM194 218V219H193ZM199 218V219H198ZM249 219V220H248ZM83 220V221H82ZM98 220V221H97ZM164 220V221H163ZM166 220H167V222H166ZM91 221V222H90ZM201 221V222H200ZM249 223H248V222ZM88 222V224H86ZM261 222H263V223H261ZM36 223V224H35ZM83 223L85 224V225H83ZM96 223V224H97ZM171 223V222H170ZM90 224V225H89ZM92 224H93V222H92ZM100 224V225H99ZM254 224V225H253ZM86 225H89V226H87L88 228V230H85L86 229ZM111 225V226H110ZM161 225H162V228H161ZM257 225V226H256ZM258 225H260V226H258ZM84 226H85V229H84ZM115 226V227H114ZM112 227V229H110ZM109 228V229H108ZM93 228L91 227V231H93L92 230ZM160 229V230H159ZM165 229V230H164ZM106 230V231H105ZM111 230H112V232H111ZM167 230V231H166ZM88 231V232H87ZM109 231V232H108ZM116 231V232H115ZM108 232V233H107ZM160 232V233H159ZM39 233V234H38ZM80 233V234H79ZM91 233H93V235L91 234ZM96 233V232H95ZM105 233V234H104ZM115 233V234H114ZM194 233V234H193ZM30 234H32V236L30 235ZM35 234V235H34ZM41 234V236H39ZM263 234V235H262ZM77 235H79V236H77ZM105 235V236H104ZM258 235H261V236H259L258 238H257V236ZM57 236V237H56ZM249 236H253V237H249ZM36 237V238H35ZM103 237V238H102ZM106 237V238H105ZM197 237V238H196ZM261 237V238H260ZM62 238H64V240L62 239ZM75 238V239H74ZM87 240H86V239ZM102 238V239H101ZM104 238L105 239H107V240H104ZM160 238V239H159ZM186 238H188L187 240H186ZM247 238H249V240L247 239ZM252 238H253V241H254V243L252 242V241H250V240H252ZM256 238H257V240H256ZM260 238V239H259ZM60 239H61V241H60ZM66 239V240H65ZM72 239V240H71ZM156 239V240H155ZM159 239V240H158ZM193 239V240H192ZM197 239V240H196ZM255 239V240H254ZM258 239H259V242H258ZM45 240V241H44ZM68 240V241H67ZM71 240V241H70ZM74 240V241H73ZM86 240V241H85ZM103 240V241H102ZM170 242V244H172L171 245V247H170V244H169V242ZM194 240H196V241H194ZM236 240V241H235ZM67 241V242H66ZM80 241V242H79ZM85 241V242H84ZM155 241V242H154ZM228 241V242H227ZM51 241L50 242H48L47 243V246L48 245H50L49 243H52ZM69 242V243H68ZM102 242H104V243H102ZM172 242V243H171ZM203 244H202V243ZM239 244H237V243ZM241 242V243H240ZM249 242H252L253 244H256L255 246H253V244H252V246H250V244L248 245V243ZM73 244V243H75V250H74V248L73 249H70V247L71 246H69L70 244ZM97 243V244H96ZM109 243V244H108ZM114 243V247L112 246V244ZM133 243V242H132ZM131 243V244H132ZM169 245H168V244ZM199 243H201V245L199 244ZM261 243V242H260ZM71 244V245H72ZM84 244H81V245H84ZM103 244V245H102ZM111 244V245H110ZM134 244H136V243H133L132 245L134 246V247H136ZM153 244V245H152ZM160 246H158V245ZM160 244H162V245H160ZM176 244H177V246H176ZM189 244V245H188ZM209 246H208V245ZM220 244L222 245V244H224V245H222V246H220ZM228 244V245H227ZM109 245V246H108ZM115 245H117V246H115ZM139 245V244H138ZM146 245V244H145ZM157 245V246H156ZM186 245V246H185ZM197 245V246H196ZM248 245V246H247ZM261 245V244H260ZM261 245V246H262ZM46 246V247H47ZM67 246H69V247H67ZM102 246H105V248L104 247H102ZM151 246L153 247V248H151ZM156 246V248L157 247H159L158 249H157V251H156V248H154ZM188 246H190V247H188ZM192 246V247H191ZM194 246V247H193ZM196 246V247H195ZM200 246V247H199ZM207 246V247H206ZM211 246V247H210ZM216 246V247H215ZM219 246V247H218ZM250 246V247H249ZM264 246V245H263ZM17 247V248H16ZM41 247V248H42ZM109 247V248H108ZM113 247V248H112ZM170 247V248H169ZM181 247V248H180ZM183 247V248H182ZM188 247V248H187ZM199 247V248H198ZM213 247V248H212ZM11 248H15L16 250L15 251H17L18 252V255L16 254V253H14V251L12 252V251H10V252H12V253H10L9 252V250H11ZM32 248H31V250H32ZM51 248V249H52ZM72 248V247H71ZM95 248V249H94ZM108 248V249H107ZM112 248V249H111ZM191 248H193V249H191ZM195 248H196V250H195ZM261 248V249H260ZM2 249V250H1ZM9 249V250H8ZM12 249V250H13ZM18 249H19V251H18ZM47 249V248H46ZM48 249H50V247L48 248ZM58 249H55L54 251H57ZM99 249V250H98ZM155 249V250H154ZM167 249V250H166ZM172 249H173V251H172ZM178 249H180V250H178ZM184 249V250H183ZM187 249V250H186ZM191 249V250H190ZM210 249V250H211ZM233 249H234V247H233ZM260 250V253H258L259 252V250ZM7 250H8V252H7ZM30 250V251H31ZM34 250H33V252H34ZM101 250V251H100ZM112 250V251H111ZM114 250H115V253H114ZM140 250V251H139ZM149 250V251H148ZM151 250V251H150ZM166 250V251H165ZM209 250V251H210ZM214 250V249H213ZM256 250V251H255ZM258 250V251H257ZM263 250V249H262ZM58 251H60V250H58ZM64 251V252H63ZM71 251V252H70ZM93 253H92V252ZM191 253H194V254H191ZM20 252V253H19ZM26 252H28V253H26ZM33 252L31 251V255L33 254ZM91 252V253H90ZM140 252V253H139ZM150 252H152V253H150ZM165 252H168V253H165ZM173 252H174V254H173ZM185 252H187V253H185ZM211 252H212V250H211ZM2 253V254H1ZM54 253V252H53ZM76 253H75V255H76ZM144 253V254H143ZM3 254L4 255H6V256H3ZM21 254V255H20ZM35 254V253H34ZM33 254V255H34ZM44 254V255H43ZM45 254L46 253H41V254H39V255H43V257L45 256ZM55 254V253H54ZM108 254V255H107ZM116 254H117V256H116ZM128 254V255H127ZM131 256H130V255ZM177 254V255H176ZM215 254V253H214ZM213 254V255H214ZM253 254V255H252ZM8 255V256H7ZM30 255V256H31ZM36 255V254H35ZM35 255H34V257H35ZM38 254H37V256H39ZM101 255V256H100ZM102 255H107V257H105V258H102ZM136 255H137V258H135L136 257ZM142 255V256H141ZM193 257H192V256ZM216 255V254H215ZM220 255V254H219ZM61 256V255H60ZM90 257H91V255H89ZM109 256V257H108ZM110 256H112V258H110ZM170 256V257H169ZM173 256H175L176 258H174ZM189 256V257H188ZM139 257H141L140 259H139ZM169 257V258H168ZM173 257V258H172ZM185 257V258H184ZM64 259V260H62V259ZM108 258H110V259H108ZM179 258V259H178ZM200 258V259H199ZM24 259V258H23ZM22 259V260H23ZM25 259H26V257H25ZM45 258H41V260H44ZM51 259V260H52ZM61 259V260H60ZM93 259V258H92ZM95 259H97V258H95ZM178 261H176V260ZM14 260H16V259H14ZM19 260V259H18ZM21 260V259H20ZM30 260V259H29ZM51 260H50V264H55V263H52L51 262ZM174 260H175V262H174ZM181 262H180V261ZM90 261V260H89ZM191 261V262H190ZM43 262V261H42ZM94 262V261H93ZM177 262V263H176ZM234 262V263H233ZM68 263V262H67ZM94 263V264H95ZM57 264V263H56Z\"/></svg>", "mask_w": 264, "mask_h": 264}, {"label": "bare ground", "instance_id": "obj_2", "mask_svg": "<svg viewBox=\"0 0 264 264\" xmlns=\"http://www.w3.org/2000/svg\"><path fill=\"white\" fill-rule=\"evenodd\" d=\"M17 1V0H16ZM16 1H14V0H0V53H1V55H2V59H4V61H5V63L3 62H1V60H0V74L2 75V76H0V77H3L4 79H2L1 81H3L4 80V83H5V88H7L8 89V91L10 90V92L12 91V94H13V92L14 93H16L17 94V92H19V91H24V92H26L25 94L27 95V96H30L29 94L31 93V92H33V91H35V93H37L36 91H40L42 94H41V97L39 96V98H40V101L38 100V103L39 102H42V105L43 106H45L46 108H51L52 107V105H53V103H55V102H53V97H55V98H57V101H59L58 100V98H61V97H63L64 98V94H65V92L63 93V91H62V89H63V87H61L60 85V80L58 81V82H56L55 80H57L58 78L56 77V76H54V74L53 73H51V71H53L54 70V68L52 67V66H54V65H52L51 63H49L50 65H46V66H48L49 68H50V66L52 67V69H50L49 70V68L48 67H46L45 66V63H44V61L41 59H39L38 58V56L36 55L37 53H35V56H34V58H30L29 56L28 57H26V56H23V54H20V47H21V49H24L26 52H28V53H30V52H35V48L34 47H32V45L28 42V41H25L24 39H22V33L23 32H21V31H23L24 30V28L22 27V25L21 24H24L23 22H25V21H23V19H24V17L28 20V18L26 17V15L28 16L29 14V12H30V10L29 9H33V7L32 8H30V6H29V12L27 13V12H22L21 11V9L23 10V9H25L26 10V5H25V3H26V1H24V0H18V2H16ZM21 1H23V2H21ZM35 1V5H36V8H37V13H38V16H37V14H35V12L36 11H34V9H36V8H34L33 9V11H34V14L37 16V19L38 20H40L39 22L41 23V28H43V29H41V30H44V32L47 34V36L49 37V38H47V39H50L49 41H51V43H47L46 41H44V42H46L48 45H53L55 48H56V50L58 51V54H59V56H60V58L62 59V60H65V56L64 55H66V56H69V54H70V57H67L68 59H66L67 61H66V68L68 69V71L70 72L69 74H71V73H73V75H77L78 77H80L81 75V77H83V82L81 83L80 82V85L81 84H83V86L84 87H80V88H84L83 90H84V92H87V94H86V96L88 97V98H90V100L88 101V103H90V102H92V100L93 99H91V98H94V97H91V96H94L95 95V93L97 92L98 93V91L96 90V89H94L95 88V85L96 84H98V83H96V79H97V77H96V68H97V70L99 71L100 69H102L103 68V66H102V68H98L97 66H96V63H97V61H100L101 60V58H100V60L99 59H97V57H98V54H96V52L98 51V52H100L99 50H101V49H99V50H93L94 52L93 53H85V48H87L86 46H84V45H86V43H87V40H90L89 38H91V31H89L90 30V27L88 28V25H90L91 26V22L92 21H94V23L96 24V26L97 27H95V28H97V37H95V36H92V38L93 37H95L94 39H93V41L96 39V41H97V43H96V45H95V43L93 44V45H95V47L97 46V44H98V42H101V43H103V42H105L106 41V38H107V36H108V33H110L109 31H111V29L113 28V25L116 23V19H117V15L120 13H122V15L125 13L124 11H126L125 9H127L126 8V0H106L105 1V3L102 5L103 6V12L101 13V11H100V15H98V13H96L98 16H96L95 14H94V12L96 11L95 9L93 10V5L95 4L94 3V1L95 0H34ZM129 1V0H128ZM131 1V0H130ZM137 1V0H136ZM139 1V0H138ZM181 1V0H180ZM197 1V0H196ZM202 1V4H200V6L202 7L201 8V20H200V36H201V39H202V41L201 42H203L205 45H206V47L207 48H205V50L207 49L208 50V56L211 58H213L214 60H221V61H223L222 59H224V57L221 59V57L224 55V54H226V52L227 51H225V48H228V47H231L230 46V44H232V43H230L229 45H228V43H226L227 44V46L228 47H226V45L225 44H223V47L221 46L220 48L218 47V45H219V43H218V45H217V43L216 42H218V39L215 37V35H214V31L215 30H213L214 28H213V26L215 25L214 23L216 22V19L218 18H216L215 19V16H217V13L219 12L218 10H217V13L215 12V14H214V11H216L215 9V5L213 6V5H211L210 3H214V1L216 2V0H212L213 2H208L209 0H201ZM217 1H219V3H220V7H221V9H220V7H218L217 6V9L219 8L221 11L219 12V18L218 19H220V16L222 15L223 16V18H224V20H223V18H222V20L221 21H226V22H228V26L227 25H225L226 27H227V31H228V34H229V36L228 37H230L231 38V40H233V47H231V49L230 48H228L227 50H231L232 51V49L234 48V53H233V51H232V54H233V56H230V54L228 53V55L230 56H227V58L229 57V59H227L226 57V59H224L225 60V62L223 61V66L221 67V69L222 68H224L225 67V70H227L228 69V71H232V70H229V69H231V67H232V65L235 67L236 65H237V68H234L235 69V71H234V69H233V71H234V75H235V77H236V79L238 80L237 82L240 84V88H241V90L239 89V87H238V89H239V91H242L241 93H240V95H241V98H242V95H244V99H246L245 101H246V108H245V101H244V103H242V104H244L243 106H244V108L247 110V108H248V113H247V111H246V114H247V116H246V114L244 115L246 118H243V119H246V120H239L242 116V114L240 113V118H238V119H236L237 117H236V113H235V111L236 110H234V114H235V116H234V114H227L229 111L232 113V111H233V109H231L232 108V106H231V108L230 107H228L229 109H231V110H227V106H225L224 105V108H226V110L228 111V112H226V114L228 115V117L230 118V117H232V118H230L229 120L231 121V124L230 123H228L227 124V122H225L226 121V119H228V118H222L223 119V121H224V119H225V123L229 126V124L232 126V130H234V132H235V135L234 136H236V139L239 141V143L238 142H236V143H238L237 144V147L239 146V144H240V149L242 150H239V151H241L242 152V154H240L239 155V153H236L235 155H239V159H238V163L239 162H241V161H239L241 158H240V156L241 155H244L245 157V159L246 158H248L249 157V155L251 154H249V153H247V149H248V146L250 145V146H252V144L251 143H254V145L256 144L257 145V147L259 146V152H261L260 154H261V156H262V158H263V160H264V0H217ZM30 4H29V3ZM98 2V1H97ZM96 2V3H97ZM99 2H100V0H99ZM175 2V1H174ZM24 3V8H21L20 9V7H21V5ZM27 3L29 4V5H31V2L30 1H27ZM94 3V4H93ZM101 3V2H100ZM131 3V2H130ZM134 3V2H133ZM171 2H170V0H141V5H142V7H143V10L142 11H139V13L137 14V18H135V19H137V20H134L136 23V26L134 25L133 27H130V28H134L135 27V30H134V34H131V35H133L132 37H131V35H130V37L131 38H129L130 40H128V42H129V44H128V42H126L127 43V48L123 45V47H125L126 48V50L127 51H125V49H123L125 52L123 53V54H125L126 55V57L121 53V50H120V52H119V54L121 55H123L124 56V58L125 59H121V61H124V63H121V64H119V68H120V65H121V67H122V64H123V67H122V69L120 70V73L118 74V77H115L114 79H115V83L116 84H114L115 85V88H113L112 87V90H113V92H114V94L112 95V96H116V100H115V102H113V103H115L114 104V106L111 104V103H109V104H111L110 106H113L112 108L109 106V109L111 108L112 110L110 111V113L108 112V110L109 109H107L106 111H107V114L109 113V115H110V117L108 118L110 121H108V120H105L106 121V123L105 124H107V121L110 123H108V129L107 128H105V129H107L106 130V137H105V139L104 138H102V139H104L103 140V142L101 141L100 143H102V144H104V151H103V153L102 154H104V155H102V160H103V167H102V171H101V173H102V181H100L101 182V188L102 189H100V187L98 188V189H100V191L102 192V195H104L103 197H105L104 199H103V202L106 204V208L108 209L109 208V211H108V213L111 215V216H113L112 218H113V220H114V222H115V226H116V228H117V233L119 234V238H118V242H120L119 244H118V246L117 245H115V246H117L116 247V251H118L119 253L118 254H120V253H131L132 255H133V253H135V252H138V249L139 248H143V250L144 251H146V248H147V245H149V244H147V243H152V241H151V239H153V238H155L156 237V239H157V235H158V228H160L159 227V225L160 224H162V223H160L161 221H162V219H161V221H160V218H162V216L164 215V213L166 214V212L167 211H165V210H167V208H166V206L167 205H165V201H169L170 202V200H168V198H166L165 196L166 195H169L168 194V189H167V187H169L168 185L170 184L169 183V180H170V178L173 176L174 178L176 177V179L178 180V187H176L177 188V190L176 191H174L175 193H174V195H173V197H172V206L170 207L169 205L167 206L168 207V209L170 210V212H171V221H169L168 220V222H169V225L171 224V227L169 226L168 227V225H167V230L169 231V228H170V231H169V235H170V241H172V242H174L175 243V241H177L178 239H180V238H183V237H188L190 234H191V228L192 227H195V226H193L194 224L192 223V217L193 216H189V214L190 213H188V212H191V211H188L189 209H188V207H190V205H192V204H189V206L187 205V197H189V195L187 196L186 195V188H187V186H186V184H187V182L188 181H184L185 180V176H184V174H187L188 175V173H185V170H187V169H184L183 167H181V169L183 168L184 169V173H183V169L182 170H180L179 168V172L178 173H173L174 172V169L176 168L175 167V162H185V158L187 157H185L184 158V155H186L185 153H184V151L182 150V148H181V151H183V152H176V150H174L175 149V146H178L176 143H177V141L174 143V138L175 137H177L179 134H177L175 137L172 135V129H174V128H172L173 127V125H174V122L171 124V122H172V120H175V119H173V117H171L172 116V111H171V107L170 106H173V104L172 103H170L169 104V102H170V100H169V98H171V96H172V94H170L171 92H172V86L174 85L173 83H178L179 82V80L180 81H182V77H184V75L181 77V74H182V72H181V74H180V76L179 77H181L180 79H179V77H178V73H180V69L182 68V66H183V68H185L184 67V65H182L181 66V64H177V65H180L181 66V68H179V72L177 73V69H176V67L174 68L175 69V71H176V73H175V75H177V76H171V73L173 74V72L172 71H174V69L171 71V70H169V69H171L170 67H169V64H168V59L170 60V59H172L173 57L172 56H174V55H172V54H174V52L172 53V51H174V49L173 48H176V47H173V42L174 41H172L174 38H173V35L175 34V33H172V31L174 32L175 30H172L173 28H172V25H171V22H170V20L172 19V12H171V4H170ZM184 3V2H183ZM182 2H181V5L183 4ZM218 3V2H217ZM218 3V4H219ZM98 4V3H97ZM173 4V3H172ZM96 5V4H95ZM100 5V4H99ZM128 5V4H127ZM139 5V4H138ZM174 5V4H173ZM177 5V4H176ZM185 5V4H184ZM26 6V7H25ZM32 6V5H31ZM131 6H133V5H131ZM213 6V7H212ZM23 7V6H22ZM96 7V6H95ZM128 7V6H127ZM173 7V6H172ZM195 7V6H194ZM28 8V7H27ZM101 8H100V10H101ZM177 8V7H176ZM182 8V7H181ZM184 8V7H183ZM188 8V7H187ZM186 8V9H187ZM212 8H215V9H212ZM20 9V10H19ZM97 9V8H96ZM131 9V8H130ZM135 9V8H134ZM24 10V11H25ZM98 10V9H97ZM128 10V9H127ZM138 10H140V8L138 9ZM196 10V9H195ZM214 10V11H213ZM15 11H17V13H15ZM32 11V12H33ZM173 11V10H172ZM182 11V10H181ZM124 12V13H123ZM193 12V11H192ZM15 13V14H14ZM27 13V14H26ZM31 13V12H30ZM129 13H131L130 11H129ZM31 14H33V13H31ZM30 14V15H31ZM33 14V16H35ZM132 14V13H131ZM176 14H177V12H176ZM181 14V13H180ZM221 14V15H220ZM136 15V14H135ZM179 15V14H178ZM32 16V17H33ZM129 16V15H128ZM172 16V17H171ZM31 17V16H30ZM32 17L29 19V20H31L32 19ZM123 17V16H122ZM127 17V16H126ZM134 17V16H133ZM171 17V18H170ZM178 18V17H177ZM176 18V19H177ZM197 18V17H196ZM35 20H37L36 19V17L34 18ZM126 19V18H125ZM217 19V20H218ZM22 20V21H21ZM118 20H120V19H118ZM122 20V19H121ZM124 20V19H123ZM129 20V19H128ZM198 20V19H197ZM32 21V20H31ZM131 21V20H130ZM133 21V22H134ZM174 21V20H173ZM194 21V20H193ZM29 22V21H28ZM36 22V21H35ZM38 22V21H37ZM125 22V21H124ZM123 22V23H124ZM198 22V21H197ZM39 23V24H40ZM90 23V24H89ZM175 23V22H174ZM217 23V22H216ZM36 24V23H35ZM34 24V25H35ZM38 24V23H37ZM93 24V23H92ZM94 24V25H95ZM120 24V23H119ZM194 24V23H193ZM196 24V23H195ZM218 24H224V23H218ZM225 24H227V23H225ZM29 25H31V24H29ZM127 25V24H126ZM131 25V24H130ZM191 25V24H190ZM197 25V24H196ZM222 25H220V27L218 28L217 26V28L218 29H220V28H222ZM24 26V25H23ZM27 26V25H26ZM33 26V25H32ZM37 26V25H36ZM116 26V25H115ZM118 26V25H117ZM19 27H21L20 29H22L21 31L20 30H18L19 29ZM121 27V26H120ZM215 27V26H214ZM34 28H35V26H34ZM94 28V27H93ZM128 28V27H127ZM29 29V28H28ZM91 29H92V27H91ZM224 29V31H226V29L225 28H223ZM26 30V29H25ZM35 30V29H34ZM40 29H39V31H41ZM114 30V29H113ZM116 30H117V27H116ZM116 30H115V32H116ZM118 30H119V28H118ZM188 30V29H187ZM123 31V30H122ZM191 31V30H190ZM226 31V32H227ZM43 32V31H42ZM42 32H40V33H42ZM189 32V31H188ZM193 32V31H192ZM218 32V31H217ZM225 32V33H226ZM94 33V32H93ZM113 32H111L110 34H112ZM126 33H127V31H126ZM131 33V32H130ZM132 33H133V31H132ZM180 33V32H179ZM191 33V32H190ZM197 33V32H196ZM195 32H194V34H196ZM219 33V32H218ZM221 33V32H220ZM96 34V32L93 34V35H95ZM35 35H36V33H35ZM91 35V36H90ZM119 35V34H118ZM199 35V34H198ZM220 35V34H219ZM222 35V34H221ZM220 35V36H221ZM226 35V34H225ZM40 36V35H39ZM89 36V37H88ZM179 36V35H178ZM193 36V35H192ZM191 36V37H192ZM196 36V35H195ZM218 36V35H217ZM223 36V35H222ZM114 37V36H113ZM116 37V36H115ZM119 37V36H118ZM118 37L117 38H114V39H118ZM128 37V36H127ZM126 37V38H127ZM181 37V36H180ZM199 37V36H198ZM225 36H223V38H224ZM44 38V37H43ZM84 38L85 40H83V41H86V43L84 44V42H81L82 41V39ZM91 38V39H92ZM111 39H112V36L110 37ZM120 38V37H119ZM173 38V39H172ZM176 38V37H175ZM178 38V37H177ZM217 40H216V39ZM227 38V37H226ZM225 38V39H226ZM87 39V40H86ZM107 39H109V36H108V38ZM121 39V38H120ZM179 39V38H178ZM184 39V38H183ZM182 39V40H183ZM200 39V40H201ZM229 39V38H228ZM227 39V40H228ZM43 40V39H42ZM181 40V41H182ZM221 40H222V38H221ZM48 41V42H49ZM92 41V42H93ZM111 41V40H110ZM114 41H116V40H114ZM113 41V42H114ZM124 41V40H123ZM179 42L180 43V46L183 44V42H184V40H183V42ZM223 41V40H222ZM80 42L82 43V45L80 44ZM89 42V41H88ZM112 42V41H111ZM120 42H121V40H120ZM188 42V41H187ZM197 42V41H196ZM220 42V41H219ZM226 42V41H225ZM228 42H229V40H228ZM231 42V41H230ZM107 43V42H106ZM116 42H114L113 43V45L115 46L116 44H115ZM125 43V42H124ZM174 43H176V41L174 42ZM182 43V44H181ZM90 44H92L91 42L90 43H87V46L88 45H90ZM108 44V43H107ZM123 44V43H122ZM121 44V45H122ZM185 44V43H184ZM183 44V45H184ZM92 45V46H93ZM101 45V44H100ZM112 45V46H113ZM182 45V46H183ZM198 45V44H197ZM201 45H202V43H201ZM221 45V44H220ZM45 46H47L46 44H45ZM78 46H83V47H79V51L80 50H82V51H84V54H87V56L88 57H86L84 54H82V55H84L85 57L83 58V56H79V54H80V52L78 51ZM103 46V45H102ZM108 46H109V44H108ZM117 46H119V44H118V41H117ZM116 46V47H117ZM174 46H175V44H174ZM177 46V45H176ZM72 48V50H73V53H69V54H66V52L68 53V52H70L69 51V49L70 48ZM89 47V46H88ZM91 47V46H90ZM94 47V46H93ZM94 47V48H95ZM97 47H101V46H97ZM121 47V46H120ZM225 47V48H224ZM46 48V47H45ZM51 48V47H50ZM49 48V49H50ZM69 48V49H68ZM80 48H83V49H80ZM92 48V47H91ZM102 48V47H101ZM105 48V47H104ZM114 47H112L110 50H112ZM178 48H179V44H178ZM183 48H185V47H183ZM199 48V47H198ZM203 48V49H204ZM219 48V49H218ZM35 49V50H34ZM47 49H48V47H47ZM67 49H68V51H67ZM96 49V48H95ZM115 49V48H114ZM116 49H119L118 47L116 48ZM116 49H115V52H116ZM177 49V48H176ZM223 49H224V51H225V53H223ZM51 50V49H50ZM71 50V49H70ZM91 51V49L89 48V49H87V52L88 51ZM103 50V49H102ZM106 50V49H105ZM109 50V49H108ZM180 50H182V49H179V51ZM185 49H183V51H184ZM197 50V49H196ZM195 50V51H196ZM201 50V49H200ZM207 50L204 52L205 54H207ZM230 50H229V52H230ZM53 51V50H52ZM119 51V50H118ZM118 51H117V53H118ZM198 51V50H197ZM204 51V50H203ZM203 51H202V53H203ZM43 52V51H42ZM54 52V51H53ZM78 52H79V54H78ZM103 52V51H102ZM105 52V51H104ZM112 52L114 53V50H112ZM177 52H178V50H177ZM182 52V51H181ZM46 53V52H45ZM110 54H111V52H109ZM112 53V54H113ZM183 53V52H182ZM231 53V52H230ZM38 54H40V53H38ZM50 54V53H49ZM48 54V55H49ZM55 54V53H54ZM90 54V55H89ZM103 54V53H102ZM115 54V53H114ZM175 54H177L176 53V50H175ZM184 54V53H183ZM223 54V55H222ZM0 55V56H1ZM47 55V56H48ZM53 55V54H52ZM172 55V56H171ZM222 55V56H221ZM51 56V55H50ZM54 56V55H53ZM99 56H101V55H99ZM108 56H110V55H108ZM113 56H117V55H113ZM201 56V55H200ZM205 56V55H204ZM207 56V55H206ZM40 57V56H39ZM64 57V58H63ZM81 57V58H80ZM169 57H172V58H169ZM208 57V58H209ZM0 58V59H1ZM55 58V57H54ZM118 58V57H117ZM181 58H182V56H181ZM202 59H203V57H201ZM209 58V59H210ZM49 59V60H48ZM48 61L50 62V58H49V56H48ZM53 59V58H52ZM52 59H51V61H52ZM79 59H81V61L84 63V61H86L85 63H86V66H87V72L85 71V68L84 67H82L83 66V63L81 64L80 62L78 63V60ZM83 59H84V61H83ZM184 59V58H183ZM62 60H61V62H62ZM102 60H103V58H102ZM118 60V59H117ZM177 60H179V56L177 57ZM208 60V59H207ZM31 62L32 64H35V63H39L41 66H42V68H43V70H42V72L39 74V76L37 75V74H35V73H33L32 72V70L30 71V69H28V67H27V63L28 62ZM104 61H106V58H105V60ZM107 61H110V57H109V59L107 60ZM171 61V60H170ZM182 61V60H181ZM186 61V60H185ZM199 61V60H198ZM203 61H204V59H203ZM202 61V62H203ZM213 61V60H212ZM218 61V62H219ZM221 61L219 62V63H221ZM53 62V61H52ZM60 61H58L57 63H59ZM61 62L59 63V64H61ZM100 62H102V61H100ZM179 62V61H178ZM177 62V63H178ZM183 62V61H182ZM229 63L228 64V66L226 67V66H224L225 64L224 63ZM77 63L80 65L81 64V68L84 70H82L83 71V73L84 74H81L80 75V72H82V71H80L81 69H80V67L77 65ZM99 63V62H98ZM105 63V62H104ZM103 63V64H104ZM107 63V62H106ZM174 63V62H173ZM181 63V62H180ZM204 63V62H203ZM208 63V62H207ZM213 63V62H212ZM216 63H217V61H216ZM219 63H217L218 65H219ZM233 63V64H232ZM236 65H235V64ZM47 64V63H46ZM63 64H65L64 63V61H63ZM102 64V65H103ZM171 64V63H170ZM185 64V66L187 67V64L186 63H184ZM57 65V64H56ZM62 65V64H61ZM105 65V64H104ZM108 65V67L109 66H111L112 64H110L109 65V63L107 64ZM176 65V64H175ZM174 65V66H175ZM210 65H211V63H210ZM221 65H222V63H221ZM60 66V65H59ZM85 66V65H84ZM85 66V67H86ZM101 66V65H100ZM106 66V65H105ZM179 66V67H180ZM190 66V65H189ZM201 66V65H200ZM212 66V70H213V68L214 67H216V66H214V65H211ZM57 67H58V65H57ZM113 67V66H112ZM178 67V66H177ZM203 67V66H202ZM207 67V66H206ZM60 68V67H59ZM107 68V67H106ZM169 68V69H168ZM211 68V67H210ZM62 69V68H61ZM61 69H59V70H61ZM108 69V68H107ZM110 69V68H109ZM185 69H187V68H185ZM185 69H184V71H185ZM219 69V68H218ZM58 70V69H57ZM58 70V71H59ZM104 70L105 69H103V72H104ZM182 70V69H181ZM212 70L210 71V72H212ZM224 70V69H223ZM224 70V71H225ZM17 73H16V72ZM66 71V70H65ZM97 71V72H98ZM118 71H119V69H118ZM169 71H171V73L169 72ZM183 71V72H184ZM191 71V70H190ZM218 71V70H217ZM222 71V70H221ZM224 71H223V73H224ZM228 71H226V73L228 72ZM233 71L231 72V73H233ZM56 72V71H55ZM186 72V71H185ZM189 72V71H188ZM205 72V71H204ZM18 74L19 75V77H16L17 75H14V74ZM60 73V72H59ZM63 73V72H62ZM65 73V72H64ZM64 73H63V75H64ZM105 73H106V71H105ZM187 73V72H186ZM185 73V74H186ZM213 73V72H212ZM211 73V76L213 75ZM214 73H215V71H214ZM217 73H219V72H217ZM216 73V74H217ZM231 73H229V74H231ZM53 74V75H52ZM69 74H68V80L70 81H74L75 79H73V77L71 78V76L72 75H70V77H69ZM112 74V73H111ZM184 74V73H183ZM208 74V73H207ZM219 74H222V73H219ZM219 74H217V75H219ZM228 74V73H227ZM227 74H223V76L224 75H226V77H223L224 78V80L227 78V82L228 81H230L229 79H228V77L229 76H227ZM63 75L62 76H60V78L62 79L63 78ZM67 74L65 73V76H66ZM108 75V74H107ZM210 75V74H209ZM53 76L54 77H56V79L55 78H53ZM65 76H64V79H65ZM101 76V75H100ZM108 76H110V75H108ZM107 76V78H109ZM207 76V75H206ZM220 77H221V75H219ZM232 76L233 75H230V77L232 78ZM67 77V76H66ZM75 78H76V76H74ZM80 77V79H82ZM105 77V76H104ZM104 77H102V78H104ZM186 77V76H185ZM185 77H184V81H185ZM219 77V78H220ZM69 78H71V79H69ZM100 78V77H99ZM106 78V77H105ZM106 78V79H107ZM211 78V77H210ZM214 78V77H213ZM218 78V80H220ZM234 78V77H233ZM233 78L231 79V80H233ZM64 79L61 81L62 82V85H63V81H64ZM66 79V80H67ZM207 79H209L208 77H207ZM214 79H216V78H214ZM213 79V80H214ZM65 80V81H66ZM100 80V79H99ZM102 80V79H101ZM108 80H110V79H108ZM221 80H222V78H221ZM69 82V84L71 85V83L72 82ZM98 81V80H97ZM105 81V80H104ZM113 80H111V82H112ZM183 81V82H184ZM234 82H235V78H234V80H233ZM78 82V81H77ZM207 82V81H206ZM212 82V81H211ZM215 82V81H214ZM220 82V81H219ZM224 82V81H223ZM226 82V83H227ZM235 83V84H238V83ZM4 83H0L2 86H3V84ZM66 83V82H65ZM64 83V84H65ZM68 83V82H67ZM76 83V82H75ZM185 83H186V81L183 83L184 85H185ZM225 83V84H226ZM229 83H232V82H229ZM60 84V85H59ZM69 84H67V88H68V85ZM110 84V83H109ZM175 84V85H176ZM213 84V83H212ZM228 84V83H227ZM235 84H232L233 86H231V85H227V86H231V87H234V85ZM0 85V86H1ZM70 85H69V88L71 89L72 87H70ZM104 85H105V83H104ZM174 85V86H175ZM178 85V86H177ZM176 85V87L178 88L179 86H180V88H181V85H182V83L181 84H177ZM208 85V84H207ZM216 85V84H215ZM1 86V87H2ZM4 86L2 87V89H1V91L3 90V92L5 91V89H4ZM73 86V85H72ZM98 86V85H97ZM209 86V85H208ZM214 86V85H213ZM219 86H220V84H219ZM218 85H216L215 87H219ZM223 86H224V84H223ZM238 86V85H237ZM0 87V88H1ZM74 87L76 88V85H74ZM72 88L71 89V91L73 90V89H75V88ZM175 87V88H176ZM211 87V86H210ZM214 87V88H215ZM60 88V89H59ZM62 88V89H61ZM64 88H66V84H65V86H64ZM67 88L64 90V91H66L67 92ZM78 88V87H77ZM76 88V89H77ZM99 88V87H98ZM97 88V89H98ZM106 88V87H105ZM175 88H173V89H175ZM178 89V91L179 92H181L182 90H183V86H182V90L181 89ZM184 88H186V86L184 87ZM222 88V87H221ZM236 88V87H235ZM7 89H6V92H8L7 91ZM96 91H94V90ZM99 89H101V88H99ZM187 90H188V87L186 88ZM217 89V88H216ZM219 89V88H218ZM229 89V88H228ZM232 90H233V88H231ZM230 89V90H231ZM237 88H236V90H238ZM59 90H61V91H59ZM69 90V89H68ZM78 90V89H77ZM77 90H75L76 92H77ZM82 90V89H81ZM106 90V89H105ZM112 90H110V91H112ZM177 90V89H176ZM175 90V91H176ZM187 90H185V91H187ZM221 90V89H220ZM227 90V89H226ZM235 90V89H234ZM1 91H0V94H1ZM75 91H72V92H69V93H71L72 95H73V93L75 92ZM92 91H94L95 93H94V95H92L91 93H92ZM104 91V90H103ZM184 91V94L186 93ZM222 91H225L224 89L222 90ZM9 92V93H10ZM22 92H20L19 93V96H20V94L22 93ZM27 92L29 93V94H27ZM58 92H60V94L61 95H63V96H61V97H59V93ZM68 92H67V94H68ZM75 92V93H76ZM83 92V91H82ZM83 92V93H84ZM107 92V91H106ZM113 92H111V93H113ZM179 92H177V94L179 93ZM226 92V91H225ZM238 92V91H237ZM74 93V94H75ZM80 93H81V91H80ZM82 93V94H83ZM89 93L91 94V96L89 95ZM96 93V94H97ZM232 93V92H231ZM15 94V95H16ZM24 94V93H23ZM33 94H34V92H33ZM84 94V95H85ZM107 94H108V92H107ZM174 94V93H173ZM15 95H12V96H14L15 97ZM18 95V94H17ZM17 95H16V97H17ZM70 95V94H69ZM78 94H76V96H77ZM83 95V96H84ZM103 96L102 94H99V96ZM169 95H171L170 97H169ZM187 95V94H186ZM220 95V94H219ZM218 95V96H219ZM225 95V94H224ZM232 95V94H231ZM236 96H237V94H235ZM1 96H4L3 94L1 95ZM10 96H11V94H10ZM18 96V97H19ZM26 96V97H27ZM58 96V97H57ZM68 96V95H67ZM75 96V97H76ZM79 96V95H78ZM174 96V95H173ZM229 96V95H228ZM9 97V96H8ZM108 97V96H107ZM222 98L224 97V96H221ZM2 98V97H1ZM28 99H30L29 97H27ZM54 98V99H55ZM66 98V97H65ZM80 97H77L76 99H78V101L79 100H82V99H85L86 97H82V98H80ZM115 98V97H114ZM114 98H112V99H114ZM227 98V97H226ZM230 98V101H231V96L229 97ZM236 98V97H235ZM17 99V98H16ZM67 100H72L73 102H74V95L72 96V98L70 97L69 99L68 98H66ZM76 99H75V102H78V101H76ZM97 99V98H96ZM95 99V100H96ZM103 99V98H102ZM107 99H110L111 100V98H107ZM175 99V98H174ZM228 99V98H227ZM234 99V98H233ZM243 98H242V100H244ZM65 99H62L61 101H62V103H63V101H64ZM66 100V101H67ZM242 100H240L241 102H242ZM25 101H26V99H25ZM30 101H31V99H30ZM87 101V100H86ZM97 101V100H96ZM175 101V100H174ZM227 101V100H226ZM234 101V100H233ZM235 101H236V99H235ZM238 101V100H237ZM11 102V101H10ZM9 102V100H5V101H3V99H1V101H0V111L3 113V115H1V116H3L4 117V121L6 122V124H7V126H8V129H10V132L12 133V135L14 136V137H17V129L19 128V127H21L23 124H21L18 128H17V126L19 125L18 123H21L20 122V118H19V121H18V118L17 117H19V116H13V114H12V110H13V112H14V109H12V108H15V107H13V106H16V105H14L13 103V106H12V104ZM24 102V101H23ZM21 103V102H19L20 104L19 105H25V106H28L29 108L27 109L25 106V108H26V110L28 111L29 110V112H30V110H31V104H34V102H36V104H38L37 103V101L35 100H32L31 101V104L30 105H28V103H27V105L25 104V103ZM26 102H28V100L26 101ZM70 102V101H69ZM95 102V101H94ZM178 102V101H177ZM228 102H229V100H228ZM228 102H223V104L225 103H227V104H229ZM59 103V102H58ZM58 103H55L56 104V108H57V105H58ZM61 103V102H60ZM65 103V102H64ZM105 103V102H104ZM233 103V102H232ZM231 103V104H232ZM67 104H68V102L66 103V107H68L69 108V104H71V105H73L72 107H73V112H75L74 113V115L77 117V120L78 121H80V123H79V125L76 123V122H78L77 120H76V122H75V124L76 125H78V127L80 126L82 129H81V131L83 132V129H84V126H86V122H87V116H86V114H87V109L86 108H88L87 106L85 107V105L84 104H81V102L79 101L78 103H69L68 104V106H67ZM93 104V103H92ZM91 104V105H92ZM107 105H108V103H106ZM172 104V105H171ZM226 104V105H227ZM179 105V104H178ZM178 105L176 106V107H178ZM232 105H234V103L232 104ZM238 105V104H237ZM240 105H241V103H240ZM36 106V105H35ZM35 106H33L32 105V107H34V108H32V110L35 112V110H37L38 109V107L40 106V107H42L41 105H38L37 106V108L35 107ZM98 106V105H97ZM100 106V105H99ZM221 106V105H220ZM242 106V105H241ZM21 107V106H20ZM24 107H22V108H24ZM45 107H43L44 109H46ZM65 107V106H64ZM65 107V108H66ZM90 107H92V106H90ZM88 108V109H91L92 110V108ZM222 107H223V105H222ZM36 108V109H35ZM58 108H59V106H58ZM62 108V107H61ZM71 108V107H70ZM67 109L66 108V113H67V111L69 112V110H71V109ZM101 108V107H100ZM103 108V107H102ZM174 108V107H173ZM172 108V109H173ZM240 108V107H239ZM238 108V109H239ZM243 108V109H244ZM16 109H17V107H16ZM64 109V108H63ZM106 109V108H105ZM176 109V108H175ZM174 109V110H175ZM223 109V108H222ZM236 109H237V106H236ZM58 110V109H57ZM61 110V109H60ZM90 110V111H91ZM177 110V109H176ZM225 110V109H224ZM242 110V109H241ZM17 111V110H16ZM26 111V112H27ZM39 112H40V110H38ZM36 112L37 114H40L39 112ZM42 111H43V109H42ZM62 111V110H61ZM179 111V110H178ZM223 111V110H222ZM240 111V110H239ZM242 111H244L245 112V110H242ZM241 111V112H242ZM24 112H25V110H24ZM51 112L52 113H55L56 111H53V109H51ZM64 112V111H63ZM71 113H72V110L70 111ZM176 112V111H175ZM229 112V113H230ZM15 113V112H14ZM18 113V112H17ZM17 113H16V115H17ZM32 113V112H31ZM90 113H92V112H90ZM222 113V112H221ZM223 113H224V111H223ZM237 113H238V110H237ZM1 114V113H0ZM27 114H28V112H27ZM26 113H24V115H27ZM64 114V113H63ZM68 114H70V113H68ZM68 114H66V115H68ZM73 114V113H72ZM72 114H70V115H72ZM95 114V113H94ZM180 114V113H179ZM225 114V113H224ZM15 115V114H14ZM33 115V117L36 115V114H32ZM70 115H68V117L70 116ZM104 115V114H103ZM105 115H106V112H105ZM226 115V116H227ZM230 115V116H229ZM232 115V116H231ZM40 116H42V115H40ZM75 116H71V117H74L75 118ZM94 116V115H93ZM221 116L223 117V114H221ZM239 116V115H238ZM16 117V119H17V122L15 121V118ZM32 117V118H33ZM36 117H38L37 115H36ZM35 117V118H36ZM91 117V116H90ZM96 117H98V116H96ZM174 117H176V116H174ZM178 117H180V116H178L177 115V117L176 118H178ZM236 117V118H235ZM25 118V117H24ZM39 119H41V117H38ZM70 118V117H69ZM101 118H103V117H101ZM104 118H106V117H104ZM183 118V117H182ZM182 118H180L181 120H182ZM22 119V122H23V118H21ZM37 119V118H36ZM35 119V126H37L36 125V122H37V120ZM27 120V119H26ZM71 120V119H70ZM72 120H73V118H72ZM177 120V119H176ZM179 120V119H178ZM24 121H25V119H24ZM68 121V120H67ZM100 121H102V120H100ZM243 121H245V123H246V121H247V123L246 124H249L248 126H250V129L251 130H249V127H248V130L249 131H245V129H244V125H246V124H244V122ZM25 122H27V121H25ZM30 122V121H29ZM34 122V121H33ZM69 122V121H68ZM90 122H92V121H90ZM16 123H17V126H16ZM24 123V122H23ZM38 123V122H37ZM41 123V122H40ZM70 123V122H69ZM72 123V122H71ZM102 123V122H101ZM103 123V124H104ZM177 123V122H176ZM27 124H30V125H27V126H31V123H27ZM39 124V123H38ZM26 125V123H24V126ZM34 125V124H33ZM73 125H74V122H73ZM90 125V124H89ZM171 125H172V127H171ZM177 124H175V126H176ZM183 125H185L184 124V122H183ZM27 126H25L26 128H27ZM34 126V127H35ZM42 126V125H41ZM39 126L38 125V129H39V131H40V129H42V127H43V129H45L44 128V126ZM69 126V125H68ZM179 126V125H178ZM177 126V127H178ZM41 127V128H40ZM89 127V129H90V126H88ZM91 127H92V125H91ZM106 127V126H105ZM182 127V126H181ZM181 127H180V129H181ZM227 127V126H226ZM246 127H247V125H246ZM31 128V127H30ZM32 128H33V126H32ZM31 128V129H32ZM68 128V127H67ZM71 128H72V126H71ZM73 128H75L74 126H73ZM93 128V127H92ZM91 128V129H92ZM230 128V127H229ZM20 129V128H19ZM22 129V128H21ZM23 129H25V128H23ZM28 129V128H27ZM27 129H25V130H27ZM33 129H36V128H33ZM32 129V131L34 132V131H38V129L37 130H33ZM76 129H77V126H76ZM76 129H74V131L76 132ZM79 129V128H78ZM224 129V128H223ZM178 130V129H177ZM183 130H185V129H183V127H182V131ZM229 129H227V131H228ZM0 131H2V128H1V130ZM5 131V130H4ZM7 131V130H6ZM19 132L20 131H22V130H18ZM29 131L31 132V130L29 129ZM28 131V132H29ZM41 131H43V130H41ZM78 131V134L81 132V131H79V130H77ZM85 131V130H84ZM87 131H88V128H87ZM174 131H175V129H174ZM186 131V130H185ZM25 132V131H24ZM44 132L45 133H43V134H41V133H39V132H37V133H39V134H37V135H39V136H41L42 135V137L43 138H45V136H46V131L44 130ZM69 132H71V131H69ZM224 132V131H223ZM230 132V131H229ZM232 132V131H231ZM3 134L2 135H4V132H2ZM21 133V132H20ZM19 133V134H20ZM22 133H23V131H22ZM26 133V132H25ZM77 133V132H76ZM75 133V134H76ZM90 133H91V131H90ZM178 133V132H177ZM181 133V132H180ZM183 133V132H182ZM225 133V132H224ZM30 134V133H29ZM31 134H33L34 135V133H31ZM36 134V133H35ZM41 134V135H40ZM86 134H88V133H86ZM176 134V133H175ZM234 134V133H233ZM233 134H231L232 136H230L231 137V139H232V137H233ZM6 135V134H5ZM21 135V134H20ZM33 135H31V137H33ZM37 135H35L36 137H37ZM44 135V136H43ZM71 135V134H70ZM81 135H85V134H81ZM105 135V134H104ZM181 135H183V134H181ZM180 135V136H181ZM185 135V134H184ZM226 135L227 134H225L224 136L226 137ZM228 135H230V134H228ZM8 136V135H7ZM22 136H25V134L23 135L22 134ZM26 136L28 137V136H30V135H27L26 134ZM34 136V137H35ZM38 136V137H39ZM83 136L81 137L80 135H79V137H80V140H81V138H83ZM92 136V135H91ZM9 137V136H8ZM34 137H33V141H34ZM174 137V138H173ZM22 138H24V137H22ZM40 138V137H39ZM38 138V139H39ZM47 139H42V138H40V139H42V140H48V136L46 137ZM85 138V137H84ZM90 138V137H89ZM181 138V137H180ZM179 138V139H180ZM234 138V137H233ZM25 140H26V138H24ZM75 139H77V135H76V137H75ZM85 139H87V138H85ZM176 139V138H175ZM178 139V138H177ZM176 139V140H177ZM185 139V138H184ZM235 139V138H234ZM9 140V139H8ZM8 140H7V142H8ZM25 140H24V142H22V144H21V146H23V144L25 143ZM29 140V139H28ZM27 140V141H28ZM32 140V139H31ZM31 140H30V143H31ZM42 140H39V141H41V143L43 142ZM70 140H72V138L70 139ZM74 140V139H73ZM79 138L77 139V140H75V143L77 144V143H79ZM87 140H89V139H87ZM225 140H226V138H225ZM224 140V141H225ZM13 141V143H14V140H12ZM11 141V142H12ZM26 141V142H27ZM50 141V140H49ZM49 141H47V142H49ZM78 141V142H77ZM83 141H85V140H83ZM82 141V143L84 144V142ZM186 141V140H185ZM232 141H233V139H232ZM231 141V142H232ZM36 142L38 143V140H36ZM72 142H74V141H72ZM92 142V141H91ZM227 142V141H226ZM228 142H230V141H228ZM28 143V142H27ZM37 143H32L31 145H32V147H34V145L35 146H37L38 147V149H39V154L41 155L40 156V158L44 155V151L46 150L47 151V149L48 148H46V149H44V146H45V143L43 142L42 144H40L42 147H39L38 145H37ZM81 143V144H82ZM86 143V142H85ZM94 143V142H93ZM97 142H95V144H96ZM179 143V142H178ZM183 143V142H182ZM236 143H234V144H236ZM26 144V143H25ZM24 144V145H25ZM34 144V145H33ZM49 143H47V145H48ZM52 143H50V145H51ZM72 144V143H71ZM88 144V143H87ZM98 144V143H97ZM173 144H175L174 145V148H173ZM228 144V143H227ZM226 144V145H227ZM233 144V145H234ZM16 145H17V142H16ZM27 145V144H26ZM26 145L24 146V148L26 147ZM31 145H30V147H31ZM223 145H224V143H223ZM230 145H232V144H230ZM255 145V146H256ZM5 146V145H4ZM8 146L9 145H7V148H5L4 150L6 151V149H7V151L8 152H10V149H11V147H10V149L8 148ZM18 146V145H17ZM16 146V147H17ZM72 147L73 146H75V144L73 145H71ZM76 146H78V145H76ZM84 146V145H83ZM93 146V145H92ZM95 146V145H94ZM103 146V145H102ZM181 146V145H180ZM205 146V145H204ZM236 146V145H235ZM0 147H1V144H0ZM28 147H29V145H28ZM29 147V148H30ZM31 147V148H32ZM36 147V148H37ZM47 147V146H46ZM49 147V146H48ZM51 147V146H50ZM81 147H82V145H81ZM87 147V146H86ZM99 147V146H98ZM101 147V146H100ZM184 147V146H183ZM206 147V146H205ZM227 147V146H226ZM237 147H235L236 149H237V152H238V149H239V147L237 148ZM254 147V146H253ZM3 148V147H2ZM35 148V147H34ZM34 148L32 149V150H29L28 148H25L26 150L28 149L29 150V152L31 151H34ZM35 148V149H36ZM71 148V147H70ZM77 148V147H76ZM92 148H95V147H92ZM187 148V147H186ZM229 148V147H228ZM227 148V149H228ZM9 149V150H8ZM22 149H23V147H22ZM37 149V150H38ZM40 149H44V150H41V152H40ZM49 149H51V148H49ZM48 149V150H49ZM74 149H75V147H74ZM103 148H101V150H102ZM222 147H221V151H222ZM226 149V151L228 152V150ZM230 149V148H229ZM232 149V151H234L233 150V148H231ZM251 149V148H250ZM258 149V148H257ZM28 150L27 151H25V153H27L28 154ZM37 150H36V152H37ZM92 150V149H91ZM252 150H253V148H252ZM73 151V150H72ZM85 151V150H84ZM95 151V150H94ZM178 151V150H177ZM4 151H2L1 150V157H2V153H3ZM22 152V151H21ZM24 152V151H23ZM44 152V153H43ZM76 151L74 150V153H75ZM98 152V151H97ZM96 152V153H97ZM185 152H187V151H185ZM225 152V151H224ZM224 152H221V153H223L224 154ZM234 152H236V151H234ZM233 152V153H234ZM249 152V151H248ZM253 152V154L255 155V153H254V151H252ZM34 153H35V151H34ZM38 153V152H37ZM41 153H43V154H41ZM80 153V152H79ZM184 153V154H183ZM188 153V152H187ZM226 153V152H225ZM229 153V152H228ZM231 153V152H230ZM233 153H231V154H233ZM4 154V153H3ZM33 154V153H32ZM36 154V153H35ZM39 154H37L38 156H39ZM72 154V153H71ZM82 154H83V152H82ZM94 154V153H93ZM222 154V155H223ZM258 154V153H257ZM260 154H258V155H260ZM5 155V154H4ZM3 155V156H4ZM6 155H7V152H6ZM5 155V156H6ZM23 155V154H22ZM30 156H31V154H29ZM46 155V154H45ZM44 155V157H42L44 160H46V161H43V159H41V160H38L37 159V162L39 163L40 161V163L39 164H41V166H43L42 164V162H47V159L48 158H51V155H50V153L48 154V155H50V157L48 156V158L46 157ZM74 155V154H73ZM81 155V154H80ZM85 155V154H84ZM226 155H228V156H230L229 154H226ZM27 156V155H26ZM26 156H24V157H26ZM36 156V155H35ZM69 156V155H68ZM94 156V155H93ZM221 156V155H220ZM234 156V155H233ZM252 156V155H251ZM37 157V156H36ZM46 157V158H45ZM77 157V156H76ZM76 157H75V159H76ZM82 157H83V155H82ZM85 157V156H84ZM91 157V156H90ZM222 157V156H221ZM223 157H225V156H223ZM232 157V156H231ZM235 157H237V156H235ZM257 157V156H256ZM26 158H28V157H26ZM37 158H39V157H37ZM70 158V157H69ZM69 158H68V160H69ZM73 158V156L70 158V160L69 161H71V163H72V159ZM226 158V157H225ZM224 158V159H225ZM230 158V157H229ZM229 158L227 159L228 161H229ZM238 158V157H237ZM243 158V157H242ZM28 159H30V157L28 158ZM28 159H26V161L28 160ZM101 159V158H100ZM222 158H220L219 159V161L221 160ZM233 159V158H232ZM248 159H250V157L248 158ZM255 159H257V158H254L253 159V161H255ZM260 159V158H259ZM33 160V159H32ZM35 161H36V158L34 159ZM33 160V161H34ZM83 160V159H82ZM87 160V159H86ZM93 160V159H92ZM94 160H96V162H97V159L95 158ZM99 160V159H98ZM223 160V159H222ZM243 160V159H242ZM250 160H252V159H250ZM249 160V161H250ZM3 161V160H2ZM32 161V162H33ZM76 161V160H75ZM101 161V160H100ZM225 161V160H224ZM227 161V162H228ZM236 161V160H235ZM234 161V162H235ZM245 161H247V159L245 160ZM260 161V160H259ZM28 162V161H27ZM30 162V161H29ZM37 162H35V163H37ZM48 162H50V159H48ZM95 162V161H94ZM94 162H92V163H94ZM172 162H174V166L173 165H171L172 164ZM251 162V161H250ZM256 162V161H255ZM80 163V162H79ZM78 163V164H79ZM85 163V162H84ZM90 163V162H89ZM102 163V162H101ZM190 162H188L187 164H189ZM254 163V162H253ZM263 163H264V161H262V163L260 162V164H258V165H263ZM2 164V163H1ZM78 164H76V165H78ZM80 164H82V163H80ZM87 164V163H86ZM86 164H83V165H86ZM186 164V163H185ZM225 164V163H224ZM243 164V163H242ZM242 164H241V167H242ZM248 164V163H247ZM256 164H257V162H256ZM255 164V165H256ZM45 165V164H44ZM90 165V164H89ZM171 165V166H170ZM39 166V165H38ZM40 166V167H41ZM79 166H81V165H79ZM100 166V165H99ZM98 166V167H99ZM172 166H173V168H172ZM180 166V165H179ZM185 166V165H184ZM3 167V166H2ZM6 167V166H5ZM83 167V166H82ZM85 167V166H84ZM91 167H92V165H91ZM97 167V166H96ZM187 167H188V165H187ZM239 168L238 170H239V175H238V183H239V186H241V189L240 190H242V189H244L246 186H248V185H246L247 183H246V181H247V179L250 181V182H252V179H253V177L251 176V178H250V176L246 179V176H248V175H250L251 173H249L248 175H246V174H244V173H246V172H244V170L242 169V168ZM46 168H47V166H46ZM79 168V170H80V168L81 167H78ZM85 168H87V166L85 167ZM88 168H89V166H88ZM93 168H94V166H93ZM186 168V167H185ZM189 168H191V167H189ZM188 168V169H189ZM257 168V167H256ZM255 168V169H256ZM263 167L261 166V169H262ZM1 169V168H0ZM3 169V168H2ZM6 169V168H5ZM40 168H38V170H39ZM43 169H45V168H43ZM83 169V168H82ZM98 169V168H97ZM101 169V168H100ZM244 169H246V167H244ZM257 169H259V168H257ZM7 170V169H6ZM37 170V169H36ZM37 170V171H38ZM41 170V169H40ZM50 169H48V171H49ZM89 170V169H88ZM96 170V169H95ZM1 171V170H0ZM2 171H4V172H6L5 170H2ZM1 171V172H2ZM84 171V170H83ZM178 171V170H177ZM181 171V172H180ZM262 171V170H261ZM33 172H35V171H33ZM38 172H40V171H38ZM47 172V171H46ZM80 172V171H79ZM85 172V171H84ZM90 172V171H89ZM188 172H189V170H188ZM48 173V172H47ZM50 173V172H49ZM49 173H48V175H49ZM87 173V172H86ZM92 173V172H91ZM98 173H99V171H98ZM97 173V174H98ZM100 173V174H101ZM190 173V172H189ZM229 173V172H228ZM3 174H5V173H3ZM77 174H79V173H77ZM81 174H82V172H81ZM90 174V173H89ZM231 174V173H230ZM260 174V173H259ZM262 174V173H261ZM260 174V175H261ZM76 175V174H75ZM232 175V174H231ZM38 176V175H37ZM85 176V175H84ZM83 176V177H84ZM87 176V175H86ZM89 176V175H88ZM189 176H191V175H188V177ZM229 176V175H228ZM81 177V176H80ZM89 177H91V176H89ZM93 177V176H92ZM97 177H99V175H97ZM101 177V176H100ZM99 177V178H100ZM193 177V176H192ZM231 177V176H230ZM234 177V176H233ZM260 177H262V175L260 176ZM78 178V177H77ZM88 178V177H87ZM86 178V179H87ZM195 178V177H194ZM193 178V179H194ZM232 178V177H231ZM264 178V177H263ZM39 179V178H38ZM235 179V178H234ZM255 179V178H254ZM259 178H257L256 180H258ZM75 180H77V179H75ZM81 180V179H80ZM82 180H83V178H82ZM81 180V181H82ZM85 180V179H84ZM83 180V181H84ZM91 180H93V179H91ZM260 180H262V179H260ZM40 181V180H39ZM43 181V180H42ZM85 181H87V180H85ZM85 181L84 182H81V184H82V186H81V189H83V191H82V193L84 192V193H88L89 194V192L90 191H92V190H88L87 191V189H86V187L88 188V186H86V183H85ZM174 181V180H173ZM249 181H247L248 183H249ZM259 181V180H258ZM257 181V182H258ZM90 182V181H89ZM185 182H186V184H185ZM236 182V181H235ZM236 182V183H237ZM260 182V181H259ZM263 182H264V180H263ZM78 183H80V182H78ZM189 183V182H188ZM191 183V182H190ZM254 183H256V182H254ZM174 184V183H173ZM98 186L100 185V184H97ZM172 185V184H171ZM191 185V184H190ZM193 185H195V184H193ZM237 185V184H236ZM249 185H251V184H249ZM40 186H42V183H41V185ZM173 186V185H172ZM259 186H262V185H259ZM45 187H46V185H45ZM48 187V186H47ZM174 187V186H173ZM173 187H171L172 189H173ZM189 187H191V186H189ZM194 187V186H193ZM89 188H91V187H89ZM240 188V187H239ZM258 188H260V187H258ZM79 189V188H78ZM77 189V190H78ZM80 189V190H81ZM191 189V188H190ZM189 189V190H190ZM248 190V187L247 188H245L244 190L246 191H244L243 193H244V195H243V197H241V199L243 198L244 199V206L246 205V209H248L247 210V212L248 211H250V216H249V214H247L248 215V217H250L249 219H251L250 221H252L251 223H255V224H257L258 222H260L262 219H263V216L261 215V214H264V212L263 211H259L260 209H261V207H263V206H261V205H258L259 203H258V199H257V195H263L262 193H257L256 191H259V190H255V192L257 193L256 194V196H255V192H254V190H252L253 192H254V195L252 194V192H251V190H248L249 191V193L247 192V190ZM249 189H250V187H249ZM49 190V189H48ZM98 191V190H97ZM1 192V191H0ZM48 192V191H47ZM93 192V191H92ZM170 192H171V194H172V190H170ZM190 192V191H189ZM262 192V191H261ZM94 193V192H93ZM241 194H242V192H240ZM251 193V194H250ZM91 195H93L92 193H91ZM80 196V195H79ZM187 196V197H186ZM82 197V196H81ZM103 197H101V198H103ZM170 197V196H169ZM261 197V199H262V196H260ZM260 197H258L259 199H260ZM264 197V196H263ZM87 198L88 197H85L84 196V199H86V201H87ZM92 198V197H91ZM90 198V199H91ZM167 200H166V199ZM43 199V198H42ZM81 199V198H80ZM190 200L189 201H191V198H189ZM44 200V199H43ZM83 200V199H82ZM42 201V200H41ZM80 201V200H79ZM81 202V201H80ZM88 202V201H87ZM85 203V201L83 200V203L82 204H84L85 205V207H86V204H88V203ZM168 202V203H169ZM192 202V201H191ZM262 202H263V200H262ZM2 203H3V201H2ZM167 203V202H166ZM167 203V204H168ZM193 203V202H192ZM1 204V203H0ZM90 205L89 206H91V203H89ZM170 204V203H169ZM194 204V203H193ZM243 204V203H242ZM260 204H261V202H260ZM263 204V203H262ZM3 205V204H2ZM84 205H82V206H84ZM171 205V204H170ZM199 205V204H198ZM81 206V207H82ZM88 206V205H87ZM103 206V205H102ZM108 206V207H107ZM259 206H260V209H259ZM2 207H4V206H2ZM193 206H191V208H192ZM196 207V206H195ZM198 207V206H197ZM196 207V208H197ZM1 208V207H0ZM5 208V207H4ZM4 208L2 209L3 211H4ZM88 207H86V209H87ZM104 208V207H103ZM172 208V209H171ZM82 209V208H81ZM98 209V208H97ZM100 209V208H99ZM194 209V208H193ZM83 210L85 211V209H84V207H83ZM89 210V209H88ZM93 210V209H92ZM201 210V209H200ZM262 210V209H261ZM2 211V212H3ZM83 211V213H86V212H84ZM104 211H106V209L104 210ZM165 211V212H164ZM196 211V210H195ZM197 211H198V209H197ZM196 211V212H197ZM107 212V211H106ZM105 212V213H106ZM164 212V213H163ZM193 212V211H192ZM200 212V211H199ZM263 212V213H262ZM1 214V213H0ZM87 214V213H86ZM86 214H85V217H86ZM163 214V215H162ZM169 215H170V213H168ZM193 214V213H192ZM84 215V214H83ZM194 215V214H193ZM88 216V215H87ZM165 216H168V215H165ZM262 216V217H261ZM92 217V216H91ZM110 217V216H109ZM164 217V216H163ZM169 217V216H168ZM197 217H199V216H197V214H196V217H195V219H196V221H197ZM201 217V216H200ZM3 218V217H2ZM89 218V217H88ZM93 218V217H92ZM91 218V219H92ZM111 218V219H112ZM166 218V217H165ZM262 218V219H261ZM86 219H87V217H86ZM90 219V218H89ZM89 219H87L88 221H89ZM95 219H98L97 217L95 218ZM194 219V218H193ZM195 219H194V221L193 222H195ZM199 219V218H198ZM248 219V220H249ZM83 221V220H82ZM98 221V220H97ZM164 221V220H163ZM263 221V220H262ZM91 222V221H90ZM92 222H93V224H92ZM92 222L90 223L91 224V226L88 228L87 226H89V225H86V229H85V226H84V229L85 230H88V229H90V232H94V235H93V233H91L93 236V240H94V243H92V242H89V241H86L87 243H83V240H82V243H80V245L79 244H77V246L78 247H76V249H79V247H80V249L78 250V253H76V255H74L75 256V258L72 256V258H74L73 260L71 259L70 261H68V263L66 262V264H72L71 262H75V264H94L95 263V261L96 260H98L99 258V256L98 257H94L96 254H98V253H100V252H94V253H96L95 255H93V254H89L88 253V251H87V253L85 252L86 250H88L90 247H92L93 246V244L95 245V242H98V241H101L100 240V237L101 236H99V233L101 232V230L97 233V229L99 228H97V226H98V223H100V222H94V220H92ZM166 222H167V220H166ZM171 222V223H170ZM198 222V221H197ZM201 222V221H200ZM248 222V221H247ZM97 223V224H96ZM249 223V222H248ZM261 223H263V222H261ZM36 224V223H35ZM86 224H88V222L86 223ZM83 225H85L84 223H83ZM100 225V224H99ZM254 225V224H253ZM111 226V225H110ZM114 226V227H115ZM257 226V225H256ZM258 226H260V225H258ZM91 227L93 228L92 230L93 231H91ZM88 228V229H87ZM161 228H162V225H161ZM109 229V228H108ZM110 229H112V227L110 228ZM193 229V228H192ZM113 230V229H112ZM112 230H111V232H112ZM160 230V229H159ZM165 230V229H164ZM166 230V231H167ZM106 231V230H105ZM88 232V231H87ZM96 232V233H95ZM109 232V231H108ZM107 232V233H108ZM116 232V231H115ZM264 232V231H263ZM160 233V232H159ZM39 234V233H38ZM80 234V233H79ZM101 234V233H100ZM105 234V233H104ZM115 234V233H114ZM194 234V233H193ZM31 236H32V234H30ZM35 235V234H34ZM192 235V234H191ZM263 235V234H262ZM39 236H41V234L39 235ZM77 236H79V235H77ZM105 236V235H104ZM259 236H261V235H258L257 236V238L259 237ZM57 237V236H56ZM80 237V236H79ZM249 237H253V236H249ZM262 237V236H261ZM260 237V238H261ZM36 238V237H35ZM59 238L60 237H58V239L57 238H55V237H52V238H49L50 239V241L52 242L53 240H59ZM103 238V237H102ZM101 238V239H102ZM106 238V237H105ZM104 238V240H107V239H105ZM197 238V237H196ZM257 238H256V240H257ZM259 238V239H260ZM264 237H262L261 239H263ZM43 239H45L46 241H48V242H50L48 239H47V237H43V238H41L40 239V241L42 240V242L41 243H44L43 242ZM51 239H53V240H51ZM63 240H64V238H62ZM75 239V238H74ZM155 239V240H156ZM160 239V238H159ZM158 239V240H159ZM188 238H186V240H187ZM248 240H249V238H247ZM259 239H258V242H259ZM44 240V241H45ZM66 240V239H65ZM72 240V239H71ZM70 240V241H71ZM193 240V239H192ZM197 240V239H196ZM196 240H194V241H196ZM255 240V239H254ZM57 241H55V242H57ZM60 241H61V239H60ZM68 241V240H67ZM66 241V242H67ZM74 241V240H73ZM84 241V242H85ZM103 241V240H102ZM168 241V240H167ZM236 241V240H235ZM250 241H252L253 243H254V241H253V238H252V240H250ZM47 242V243H48ZM55 242H52V243H49L50 245H48L47 246V243H44V244H46V246H45V249H44V246L42 247V245H39L40 247L38 248V249H36V250H34V248L35 247H31L32 248V250H31V248H29V247H27V249H30L32 252H33V250H34V252H33V254L35 255V257H34V255L32 254H30L31 253V251L30 250H28L29 251V253L28 252H26V253H28L27 255H29V256H24V255H26V254H24L23 255V252L20 254L21 256L20 257H18V256H15V254L13 255V251H14V253H16L17 251H15L16 249L14 248H11V250H9V252L10 251H12V252H10V253H12L11 254V256H10V258H12V259H16V260H22L23 258L25 259V257H26V259L27 260H31L32 261V263L33 262H35V261H37L39 264H50V260L52 259V258H56V257H62V255L63 254H61L62 252H61V250H63V249H58L60 246L59 245H61V243H58V245H55V247H57L58 246V248H52V245L53 244H55ZM80 242V241H79ZM136 243V244H134L136 247H134L132 244L133 243ZM155 242V241H154ZM169 242V241H168ZM171 242V243H172ZM228 242V241H227ZM233 241H231V243H232ZM252 242H249L248 243V245L250 244V246H252ZM261 242V243H260ZM260 242L258 243L259 244V246L263 249H261V255H260V257L262 258H264V244L262 245V242L263 241H261L260 240ZM69 243V242H68ZM102 243H104V242H102ZM132 243V244H131ZM202 243V242H201ZM201 243H199L200 245H201ZM231 243H229L230 245H231ZM237 243V242H236ZM241 243V242H240ZM252 243V244H251ZM72 244V243H71ZM69 245V246H71L70 247V249H73L75 246V243H73L72 245ZM81 244H84V245H81ZM97 244V243H96ZM109 244V243H108ZM139 244V245H138ZM146 244V245H145ZM168 244V243H167ZM169 244H170V242H169ZM168 244V245H169ZM173 244V243H172ZM172 244H170V247H171V245ZM203 244V243H202ZM235 244V243H234ZM234 244H232V246L234 247V249H233V247H231L230 245H229V247L228 246H226L227 248H226V251H228V253L226 252V254H223V253H221L219 250H217V249H222L223 247H225V246H222V245H224V244H220V246H222V247H220V248H213V249H211L212 250V252H211V250L210 249H200V250H197V251H192V252H195L196 254H194V253H191L190 251V253L191 254H194L193 256L194 257H196V255H197V253H199L198 255H200V256H198V257H201V259H204L205 257H207L208 256V254H220L221 256L222 255H224L225 257H228V255L230 256H232V257H234V256H236V258L237 257H244V255L247 257V255L249 256V254L251 255V252H249L247 249L246 250H244L243 251V249H241V247H242V245L240 244V246L241 247H239L240 249H238V247L236 248L235 246H237V245H234ZM238 244V243H237ZM246 244V243H245ZM245 244H244V246H245ZM262 246H261V245ZM103 245V244H102ZM111 245V244H110ZM153 245V244H152ZM158 245V244H157ZM156 245V246H157ZM160 245H162V244H160ZM189 245V244H188ZM208 245V244H207ZM228 245V244H227ZM239 245V244H238ZM247 245V246H248ZM256 244H253V246H255ZM69 246H67V247H69ZM109 246V245H108ZM112 246L114 247V243L112 244ZM156 246L154 247V248H156ZM159 246V245H158ZM173 246V245H172ZM176 246H177V244H176ZM186 246V245H185ZM197 246V245H196ZM195 246V247H196ZM209 246V245H208ZM243 246V247H244ZM249 246V247H250ZM42 247V248H41ZM50 247V249H48ZM94 247V246H93ZM102 247H104L105 248V246H102ZM112 247V248H113ZM160 247V246H159ZM159 247H157L156 248V251H157V249L159 248ZM169 247V248H170ZM188 247H190V246H188ZM187 247V248H188ZM192 247V246H191ZM194 247V246H193ZM200 247V246H199ZM198 247V248H199ZM207 247V246H206ZM211 247V246H210ZM216 247V246H215ZM219 247V246H218ZM242 247V248H243ZM246 247V246H245ZM17 248V247H16ZM47 248V249H46ZM52 248V249H51ZM109 248V247H108ZM107 248V249H108ZM111 248V249H112ZM151 248H153L152 246H151ZM181 248V247H180ZM183 248V247H182ZM13 249V250H12ZM55 249H58V250H60V251H54ZM95 249V248H94ZM147 249H150V245H149V248H147ZM191 249H193V248H191ZM190 249V250H191ZM2 250V249H1ZM8 250H7V252H8ZM74 250H75V248H74ZM99 250V249H98ZM115 250H114V253H115ZM155 250V249H154ZM167 250V249H166ZM165 250V251H166ZM178 250H180V249H178ZM184 250V249H183ZM187 250V249H186ZM195 250H196V248H195ZM210 250V251H209ZM259 250V249H258ZM257 250V251H258ZM18 251H19V249H18ZM101 251V250H100ZM112 251V250H111ZM140 251V250H139ZM149 251V250H148ZM151 251V250H150ZM172 251H173V249H172ZM256 251V250H255ZM55 254H54V253ZM64 252V251H63ZM71 252V251H70ZM92 252V251H91ZM90 252V253H91ZM20 253V252H19ZM41 253H46L45 254V256L43 257V255H39V254H41ZM71 253H74V252H71ZM70 253V254H71ZM93 253V252H92ZM140 253V252H139ZM150 253H152V252H150ZM165 253H168V252H165ZM185 253H187V252H185ZM258 253H260V250H259V252ZM2 254V253H1ZM17 255H18V252L16 253ZM37 254L39 255V256H37ZM69 254V255H70ZM144 254V253H143ZM153 254V253H152ZM173 254H174V252H173ZM214 254V255H215ZM247 254V255H246ZM31 255V256H30ZM61 255V256H60ZM89 255H91V257L89 256ZM108 255V254H107ZM107 255L105 256V255H102V258H105V257H107ZM128 255V254H127ZM130 255V254H129ZM177 255V254H176ZM211 255V256H212ZM253 255V254H252ZM3 256H6V255H4L3 254ZM8 256V255H7ZM101 256V255H100ZM105 256V257H104ZM116 256H117V254H116ZM131 256V255H130ZM142 256V255H141ZM192 256V255H191ZM192 256V257H193ZM43 259V258H45L44 260H41V258ZM70 257V256H69ZM109 257V256H108ZM170 257V256H169ZM168 257V258H169ZM174 258H176L175 256H173ZM172 257V258H173ZM189 257V256H188ZM208 257H210V256H208ZM208 257H207V260H208ZM246 257H244V258H246ZM250 257V256H249ZM38 258H40V259H38ZM63 258V257H62ZM61 258V259H62ZM68 258V257H67ZM93 258V259H92ZM95 258H97V259H95ZM110 258H112V256H110ZM110 258H108V259H110ZM135 258H137V255H136V257ZM141 257H139V259H140ZM185 258V257H184ZM36 259H38V260H36ZM56 259H58L59 260V258H56ZM60 259V260H61ZM106 259V258H105ZM142 259V258H141ZM179 259V258H178ZM200 259V258H199ZM53 260V259H52ZM51 260V261H52ZM62 260H64V259H62ZM90 260V261H89ZM176 260V259H175ZM175 260H174V262H175ZM264 260V259H263ZM30 261V262H31ZM43 261V262H42ZM57 261V260H56ZM94 261V262H93ZM177 261V260H176ZM180 261V260H179ZM182 261V260H181ZM180 261V262H181ZM54 262H55V259H54ZM59 262L60 261H58V264H59ZM178 262V261H177ZM176 262V263H177ZM191 262V261H190ZM36 263V262H35ZM37 263V264H38ZM53 263V262H52ZM97 263V262H96ZM95 263V264H96ZM173 263V262H172ZM171 263V264H172ZM205 263L206 264H209V260L208 261H205ZM234 263V262H233ZM60 264H62V261H61V263ZM105 264V263H104ZM110 264V263H109ZM179 264V263H178Z\"/></svg>", "mask_w": 264, "mask_h": 264}, {"label": "crops", "instance_id": "obj_3", "mask_svg": "<svg viewBox=\"0 0 264 264\" xmlns=\"http://www.w3.org/2000/svg\"><path fill=\"white\" fill-rule=\"evenodd\" d=\"M70 254V253H69ZM69 254H67V257H66V260H65V262H68V261H70L71 259L73 260L74 258H75V253H71L70 255ZM70 256V257H69ZM72 256L74 257V258H72ZM41 258V257H40ZM40 258H38V259H40ZM38 259H36V260H38ZM31 260H27V259H23V260H14V259H3V258H0V264H37L38 262L37 261H35V262H33L32 263V261L30 262ZM51 262H53V263H57L58 264V262H54L53 260L51 261ZM61 262H59V264H60ZM72 264H75V262H71ZM39 264V263H38ZM63 264V263H62ZM97 264V263H96ZM116 264V263H115ZM118 264H132V263H125V262H122V263H118ZM246 264H255V263H246Z\"/></svg>", "mask_w": 264, "mask_h": 264}, {"label": "built area", "instance_id": "obj_4", "mask_svg": "<svg viewBox=\"0 0 264 264\" xmlns=\"http://www.w3.org/2000/svg\"><path fill=\"white\" fill-rule=\"evenodd\" d=\"M232 260L235 259L216 254L209 257V264H230Z\"/></svg>", "mask_w": 264, "mask_h": 264}]
</instances>
